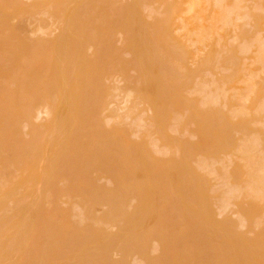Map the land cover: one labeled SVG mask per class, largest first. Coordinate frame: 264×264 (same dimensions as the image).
I'll list each match as a JSON object with an SVG mask.
<instances>
[{"label":"bare ground","instance_id":"6f19581e","mask_svg":"<svg viewBox=\"0 0 264 264\" xmlns=\"http://www.w3.org/2000/svg\"><path fill=\"white\" fill-rule=\"evenodd\" d=\"M56 2H57V4H54V5H56V6H54V5H50V3H49V6H51V8L53 7L54 9H57V8H59V7H62L60 10H61V15L60 16H57L58 14H59V11H57L58 12V14L57 15H54V16H57V18H59L60 17V19H56V20H59L58 22H56V23H61V21H62V18L64 19V23L62 22V24H63V27H62V33L60 32L59 34H63L62 35V38H61V40H63L64 42L65 41H67L66 43L67 44H65L64 46H63V44L64 43H62V42H60V44L62 43V45L59 47V49H56L54 46H51L52 44H51V42L55 39V38H52V36L51 37H49V38H47V40H49L50 38H52L49 42H50V44H49V46H50V48H49V46L47 47V44H48V41H43L44 40V38L42 39L41 38V36H39V38H38V34L35 36L34 35V38L33 39H31V38H28V39H26L27 38V36L28 35H26L25 34V36H26V38H25V36H24V38L23 39H21L23 36L22 35H20L19 36V38L20 39H18L17 37H15V36H13V34L14 33H16V35L18 34H20L18 31H20L21 29V27L23 26V30H27V29H24V28H26V27H24L25 26V24H23V22L24 23H26V21H28V20H24L23 22H21L22 21V19H21V17L23 16V14H24V16L22 17L23 19H26L27 18V16H25V15H27V13L25 14L24 12H22L23 11V8H22V5L24 4V5H26L25 3H20L19 2V0H0V36H1V34L3 33V34H7V35H9V34H11V38L9 37L8 38V36L7 35H4L5 37H7V38H1L0 37V46L2 45V44H6L4 47H8V50L6 51L5 49V53H6V55H5V57H6V59H0L1 61H0V264H19L18 263V261L20 260V263L21 264H24V263H26L25 262V260L27 261V263L26 264H33V263H35V264H60L58 261H61V260H63V262H64V259L66 258V257H68V256H70V257H72L73 256V259H75L74 257H79V259H81V258H83L84 257V255H87L88 253H89V250H91L90 251V255H93L92 256V261L93 262H95L96 264H98L99 263V259L97 258V256L100 254V253H103V252H107V251H109L110 249H113V248H115V250H117L121 245H122V243H125L129 238H131L132 237V240H134L135 238L133 237V236H136V235H141V237L143 238V236H142V234H144V236H146L147 234L146 233H150V235H152V237H154L155 236V238L157 239V237H156V234L155 233H152L153 231H152V224H149L148 223V220L146 219L147 218V216H149V213H150V211H149V208H151V209H153V208H155V202H154V197L152 196V194H151V192L149 191V189H148V184H147V178H146V175H145V173H144V171L143 170H141L140 168H139V166H140V161H142L143 159H144V161L146 160V163H150V160H148V159H151V161H152V164H150V165H152L151 167H150V165L148 166V168L147 169H149V167L150 168H152V167H154L155 166V168L156 169H159V170H161V168H162V164H156L155 163V159H154V157L152 156V155H150V152L148 153L146 150H140V151H138L136 154H134V156H132V159L131 158H125L122 154H120L121 152L120 151H123L124 149H126V147H127V145H123V146H120L121 144H123V143H121L120 141V153L119 152H116L115 150V148L113 147V140H111V139H109V138H115V136H120L121 134H123L124 132H126L127 130L126 129H124V128H121V127H124V126H121L120 128L121 129H119V127H118V123H120V125H121V123H122V121L120 120L122 117H118V116H122V115H120V113H117V117H115V115L113 116V118H115V120L116 119H118L119 118V121L120 122H116L117 123V126H116V123H115V126H114V123H113V118H111L113 121L111 122V123H113V125H111L110 127H108V128H106L105 129V127L104 126H108V125H106V124H104V123H106V122H104V123H102V118L100 119V122H98L99 124H98V128H101L100 129V131L98 130V131H94V130H96V129H98V128H95L96 126H97V119L99 120V118L101 117V116H98V118L95 116V115H99V114H93V113H96L95 111H96V109H97V106L99 107V106H101V105H99L101 102H99V103H95V101L94 100H96L97 102H98V99L97 98H95V97H99V96H96V95H100L101 96V94H103L102 93V91H100L101 90V87L102 86H104L103 85V81H101L100 79H102L103 78V80L105 79V77H104V75H103V77L101 78V74H100V72L98 73V75H99V79L97 78V79H95L94 78V74H95V76H97V72H98V70L100 69L99 67V69L95 72V70L93 71V73H91L92 72V69H93V67H94V69H95V66H97V63L99 64V65H101L102 66V64L104 63V65H106L105 64V62H107L108 61V64H110L111 63V67H112V63L113 62H110L111 61V59H105L106 61H101L102 59H99L101 62H103L102 64L100 63V62H96V63H94L95 61H97L98 59H96V60H92L93 59V54L90 56V55H88L89 57H92V59H86L85 58V60H83V61H80V60H78V59H76L75 58V51L78 53V48H80V47H82V44L85 42V44H86V40H89L88 42H91V35L92 34H94V38H97L96 37V32H98L97 34H100L101 33V31H100V33H99V29H101L102 30V28H97V27H101L102 25V23L100 22V23H98V24H100V25H98V24H96V26L94 27L92 24L96 21V22H98L99 20L98 19H100V18H98L97 17V15H96V17H97V19H96V17H93V18H91V19H88V20H91L90 22H91V24H90V22H87L88 20H87V18H88V16L89 15H86V14H90L89 12H86V11H88V9H87V7L86 6H88L89 4H91L92 5V11H90V12H94V8L95 7H97L98 6V3L100 4V1L101 0H79V2H77V5H76V1L75 0H65L66 2H69L68 4H67V6H65V9L62 11V9H63V4H65V1L64 0H61V2L63 3V1H64V3L63 4H61L60 3V0H55ZM95 1V3H96V1H97V5L96 4H94L95 6H93V2ZM99 1V2H98ZM110 1V0H109ZM139 1H143V0H139ZM147 1H150V0H145L144 2H147ZM152 1V0H151ZM155 1V0H154ZM166 1H173V0H164V1H162V2H164V3H166ZM215 1V0H214ZM222 1V0H221ZM227 2V5H224V6H226L225 8H223L224 6H221L222 8H219L220 7V4L221 3H219V6H218V8L219 9H222V10H220V12L222 11L223 13L222 14H219L220 16H219V18L222 16V20L223 19H225V17H227L226 18V20H228L229 18H230V13L229 12H232L233 10H232V8L234 9V5H236L237 3H234V2H238L239 0H226ZM243 1V0H242ZM51 2V1H50ZM55 2V3H56ZM104 1H101V5H102V3H103ZM108 2V1H107ZM113 2H114V0H113ZM119 2H123V1H119ZM118 2V4H119V8H121L122 9V5L120 4ZM136 2H138V0L136 1ZM143 2V3H144ZM217 2H220V0L219 1H216V3ZM247 2V1H246ZM260 2H261V0H260ZM48 2H46V4H47ZM52 3H54V1L52 2ZM59 3L62 5H59ZM130 3V2H129ZM139 4H140V2H138ZM137 3V4H138ZM148 3V2H147ZM146 3V4H147ZM163 3V4H164ZM170 3V2H169ZM173 3V2H172ZM194 3V2H193ZM197 3V2H196ZM223 3V2H222ZM234 3V4H233ZM241 3V2H240ZM110 4H112V7H113V3H110ZM110 4H107V7H109V11H112V9L114 8H112L111 10H110ZM116 5H117V3H115ZM114 4V5H115ZM126 4V3H125ZM127 4H128V2H127ZM149 4V3H148ZM147 4V5H148ZM176 4V3H175ZM195 4V3H194ZM239 4V3H238ZM249 4V3H248ZM29 5V4H28ZM33 5H35V4H33ZM105 5V4H104ZM109 5V6H108ZM115 5V6H116ZM131 5V4H130ZM147 5H143L142 4V9H141V7H140V5H139V7H140V9L141 10H143V6L144 7H146ZM152 5V4H151ZM151 5H149V6H151ZM158 4H156V6H157ZM172 5V4H171ZM177 5V4H176ZM179 5V4H178ZM177 5V6H178ZM215 5V4H214ZM49 6L47 7V5H46V7L47 8H49ZM121 6V7H120ZM128 6V5H127ZM153 6V5H152ZM173 7H174V5H172ZM172 6H170V7H172ZM176 6V7H177ZM192 6V5H191ZM251 6V5H250ZM90 7V6H89ZM88 7V8H89ZM106 7V8H107ZM137 7V6H136ZM170 7H169V9H170ZM175 7V8H176ZM178 7H180V6H178ZM178 7L176 8L177 10H178ZM228 7V8H227ZM231 7V8H230ZM235 7H237V5L235 6ZM31 10L34 8H31V7H29ZM52 8V9H53ZM85 8H86V11H85ZM104 8H105V6H104ZM105 8V9H106ZM118 9V5H117V7H115L114 9H115V12H113V18H116V14L114 15V13H116L117 11L119 12L121 9ZM149 8H153V7H149ZM174 8V9H175ZM181 8V7H180ZM195 8V7H194ZM193 8V9H194ZM41 9V8H40ZM50 9V8H49ZM91 8H89V10H90ZM96 10L97 9H99V8H95ZM135 9V8H134ZM175 9V10H176ZM38 10V9H37ZM46 10V9H45ZM229 10V11H228ZM230 10H232V11H230ZM237 10H239V9H237ZM255 10V9H254ZM261 10H264V8L262 7L261 8ZM261 10H258V11H260L259 13H250V15H249V17L250 16H253V18L256 20V23L259 25V26H264V15L261 13ZM43 11V10H42ZM108 11V15H107V17H109V16H111V12H109ZM131 11V10H130ZM134 11V10H133ZM132 11V12H133ZM153 11H155V9L153 10ZM152 11V12H153ZM157 11V10H156ZM41 12V11H40ZM43 12H46V11H43ZM51 12V11H50ZM122 12H125L124 11V9H123V11ZM135 12H136V10H135ZM172 12V11H171ZM179 12V14H180V10L178 11ZM257 12V11H256ZM38 12H35L34 14L36 15ZM51 13H55V12H51ZM98 13H100L101 14V10L99 11V12H97L96 14H98ZM109 13H111L110 15H109ZM127 13V12H126ZM142 13V12H141ZM158 13V12H157ZM227 13H229V14H227ZM263 13H264V11H263ZM33 14V15H34ZM47 14H48V12H47ZM50 14V13H49ZM118 14H121V13H118ZM154 14V21L152 20L151 22V24H153V22L156 24V19L155 18H157L155 15V13H152V15ZM185 14V13H184ZM29 15V14H28ZM32 14H31V17L33 16ZM34 15V16H35ZM39 15V14H38ZM38 15H37V18H38ZM43 15V14H42ZM41 15V16H42ZM46 15V13H44V16ZM51 15V14H50ZM49 15V16H50ZM87 17H86V16ZM124 15V14H123ZM218 15V14H217ZM34 16H33V18H34ZM40 16V15H39ZM41 16L39 17L40 18V20H42V18H41ZM43 16V17H44ZM49 16H47V17H49ZM61 16H62V18H61ZM101 16H104V14L103 15H99V17H101ZM106 16V15H105ZM112 16L111 17H109V18H111L112 19ZM223 16H224V18H223ZM229 16V17H228ZM52 17H53V15H52ZM91 17V15L89 16V18ZM107 17H104V18H106L107 19ZM119 17H120V15H119ZM122 17V16H121ZM120 17V18H121ZM162 17H163V15H162ZM167 17V16H166ZM168 17L170 18V15H168ZM168 17L166 18V19H168ZM237 17V16H236ZM30 18V15H29V17L27 18V19H29ZM32 18V19H33ZM37 18H35V19H37ZM55 18V17H54ZM84 18H86V19H84ZM160 18H161V16H160ZM218 18V17H217ZM216 18V19H217ZM12 19H17L16 20V22H15V24H14V26H9V22H11L12 21ZM45 19V20H44ZM43 19V23H45L46 21H48V19L47 18H44ZM50 19V18H49ZM92 19H94L95 21L93 22L92 21ZM117 19H119L118 18V16H117V18H116V20L115 21H118ZM164 19L165 18H163L162 20H163V22L165 23H163V29L161 28L162 26H160V25H158V27L159 28H161V29H159V33H162V35L166 32V23L168 22V21H166V19H165V21H164ZM214 19V18H213ZM236 19V18H235ZM40 20H36V21H39V23L38 24H40L41 22H40ZM101 20H102V18H101ZM110 20V19H109ZM114 20V19H113ZM112 20V23L114 22ZM218 20V19H217ZM216 20V21H217ZM221 20V19H220ZM231 20V19H230ZM20 21V22H19ZM33 21V20H32ZM35 21V22H36ZM45 21V22H44ZM86 21V26H84V22ZM106 20L104 19V25H105V23L107 22H105ZM120 21V20H119ZM122 21V20H121ZM120 21V22H121ZM131 21V20H130ZM170 21H171V19H170ZM219 21V20H218ZM29 22H30V19H29ZM49 22V24H52L53 25V23H50V20L48 21ZM52 22V21H51ZM119 22V23H120ZM220 22V21H219ZM226 22H228V21H226ZM233 22H235L234 21V19H233ZM31 23V22H30ZM33 23H34V21H33ZM37 23H35V24H37ZM124 23V22H123ZM122 23V24H123ZM157 23H158V20H157ZM218 23V22H217ZM220 23H222V22H220ZM229 23V22H228ZM28 24V22L26 23V25ZM37 24V25H38ZM42 24V23H41ZM90 24V25H89ZM107 24L109 25V22H107ZM110 24H111V21H110ZM114 24L115 23H113V25L112 26H114ZM132 24V23H131ZM154 24V25H155ZM233 24V23H232ZM43 25V24H42ZM48 25V24H47ZM58 25V24H57ZM91 25L93 26L92 28H90L91 27ZM125 25V24H124ZM123 25V26H124ZM128 25V24H127ZM153 25V26H154ZM157 25V24H156ZM170 25V24H169ZM229 25H230V23H229ZM249 25V24H248ZM35 26V25H34ZM50 26V25H49ZM60 26V25H59ZM79 26H81V28L83 27L84 28V30H83V28H82V30H81V32H80V29L81 28H78ZM87 26H89V27H87ZM111 26V25H110ZM119 26L121 27V25L119 24ZM222 26H224L223 24H222ZM226 26V25H225ZM33 27V26H32ZM50 27H52V26H50ZM49 27V29L50 30H52L51 28ZM54 27V26H53ZM57 26H55L54 28H56ZM60 27V28H61ZM85 27H87V29L85 28ZM107 29H108V26H105ZM118 27V26H117ZM119 27V28H120ZM155 27V26H154ZM165 27V28H164ZM250 27H252V26H250ZM28 28H29V25H28ZM37 29H39L40 30V28L39 27H36ZM41 28H42V26H41ZM45 28V26L43 27V29ZM46 28H48V26H46ZM110 28V30H111V27H109ZM125 28H127V27H125ZM174 28V27H173ZM243 28V27H242ZM241 28V29H242ZM30 29V28H29ZM27 30V32L29 31H31L32 32V29L31 30ZM57 29V28H56ZM98 29V30H97ZM114 29H115V27H114ZM121 29V28H120ZM124 29V28H123ZM151 29V30H150ZM155 29L156 28H154L153 29V27H151V28H149V30L151 31L150 32V34H151V36L154 34V36H155V34L157 33L156 31H157V29H156V31H155ZM240 28H239V33L241 32L240 30H241ZM23 30H21L22 32H23ZM33 30H35L34 29V27H33ZM39 30H37V31H39ZM48 30V29H47ZM54 30V29H53ZM89 30V31H88ZM95 30V31H94ZM109 30V31H110ZM137 30V29H136ZM152 30H154V32L152 31ZM163 30V31H162ZM164 30H165V32H164ZM250 30V29H249ZM20 31V32H21ZM41 31H42V29H41ZM45 31V30H44ZM86 31H88V32H86ZM107 31V30H106ZM121 31H122V29H121ZM124 31V30H123ZM161 31V32H160ZM2 32V33H1ZM5 32V33H4ZM26 32V33H27ZM30 32V33H31ZM35 32V31H34ZM51 32V31H50ZM53 32V31H52ZM52 32H51V35H52ZM76 32H78V34H81V33H83V34H81L82 35V37H84L83 39H84V42H82V39H81V36H79L80 37V41H76L77 39H73L72 40V34L74 35ZM85 32V33H84ZM117 32V34L119 33V31H116ZM124 32H126V30L124 31ZM128 32V31H127ZM132 32V33H131ZM129 34H131V35H135L133 32L134 31H131ZM138 32H140V31H138ZM153 32V33H152ZM156 32V33H155ZM24 33H25V31H24ZM24 33H23V35H24ZM29 33V34H30ZM36 33V32H35ZM41 33V32H40ZM42 33H48V31L46 32H43L42 31ZM108 33L109 32H107V35H108ZM110 33H111V35L113 34V32H111L110 31ZM115 33V32H114ZM128 33H126L125 34V37H126V35L128 34ZM2 34V35H3ZM22 34V33H21ZM32 34H33V32H32ZM78 34L76 33L75 35L76 36H78ZM124 34V33H123ZM128 34V35H129ZM139 34V33H138ZM141 35L139 36V37H141L142 39H146V37H143L144 35H142V33H140ZM238 34V33H237ZM41 35V34H40ZM44 35V34H43ZM48 35V34H47ZM106 35V36H107ZM116 35V34H115ZM122 35V34H121ZM136 35H137V31H136ZM135 35V36H136ZM12 36H13V38H12ZM30 36V35H29ZM46 36V35H45ZM49 36V35H48ZM55 36V35H54ZM60 37H61V35H59ZM71 36V41H70V39H68L69 37ZM104 36V35H103ZM119 36V35H118ZM134 36V37H135ZM157 36H159V35H157ZM3 37V36H2ZM30 37H32V36H30ZM38 38V40L37 41H35L36 40V38ZM44 37V36H43ZM93 37H92V44H90L89 45V43L87 42V45L90 47L91 45H94L93 43L95 42L96 43V46L97 45H99V46H102V44L100 45L98 42H100V43H103L102 41H100L101 39H102V37L101 38H97L99 41L98 42H96V39L94 40L93 39ZM98 37H99V35H98ZM113 36H111V38H112ZM130 37H132V36H129L128 38H130ZM138 37V36H137ZM136 37V38H137ZM165 37V36H164ZM15 38H17V39H15ZM41 38V39H40ZM85 38H86V40H85ZM89 38V39H88ZM107 38H108V36H107ZM133 38V37H132ZM152 38V37H151ZM30 39L31 40H33V41H30ZM58 39V38H57ZM122 39H124V36H123V38ZM139 38H137V41L135 40V39H129V42L130 41H132L133 43H129V42H127V43H129L128 45L130 46V47H128L127 49H130V48H132L133 50H134V52L132 53V54H135L136 55V57H133V58H135V60H132L133 58H131V60H132V63H131V65L132 66H130L129 65V62H131V61H129L127 58L129 57L128 55V53L129 52H122L123 51V49L121 50V52L120 53H118V54H120L121 55V53L123 54V53H125V54H127L125 57H126V59L128 60V61H126V64H127V66H130V71H128V72H130V73H128L127 71H125L126 69H124L123 68V64H125V62H123V64L121 65V63H119L120 64V66L123 68V71H125L126 72V74H129V76L130 75H133V73H134V71H133V69L134 70H136L138 73H137V76L139 75V71H141L140 73L142 74L139 78H140V80H141V83L142 84H139L140 83V80H139V78H138V80L136 79L135 80V82H134V79H135V77L133 76H128L129 77V79L130 80H128V78H127V76H123L122 74H124L125 72H120L121 71V69H120V67L119 66H114L115 68H117V70H116V74L118 73L117 71H119V73H120V76L122 75L123 76V78H127V80L126 79H122V80H124V82H129L128 83V85H130V83L132 82L131 80H133V82L132 83H134L133 85H135V83L136 82H138V83H136V86L133 88V86H132V83H131V85H130V88H131V86H132V88L134 89V91H132L130 88H129V90H130V92H126L127 94H130V96H128L129 97V99L130 98H133L134 97V95L136 96V94L138 95V94H143V96L142 95H140V96H142V98H141V100H140V98H139V100L140 101H142V99L143 100H145V97L147 96V95H145V97H144V94H148L146 91H145V87H147V86H156L154 89H156V90H158V87H159V81H161V83H160V85H166V86H171L172 85V83H171V85L169 84V85H167L168 84V82H167V84H162L164 81H166L167 79H166V77L168 78V80L169 79H171V80H174L173 78H171V76H172V74H173V72H174V70H172L173 69V67L171 68H169V66L167 67V69L166 68H164L165 69V71L167 70H169L168 72L166 71H163V69H161L163 72H164V75H166L165 73H168L166 76H164V75H162V77H164V78H162L160 75H158V74H161L160 73V71H159V69L160 68H162V67H160V68H157V67H155V63L153 62V61H155V60H150L149 61V65L150 66H146L147 65V63H146V61H148V59H147V57H148V55L147 54H150V52H148V47H149V41L148 42H146V41H144V43L142 44L141 42H139V41H141V39L140 40H138ZM163 40L162 41V45H163V43L164 44H166V43H168L167 41H169L170 43L172 42L171 40H169V38L167 39V36L165 37V38H162V36L160 35V38L157 40L158 42H160L159 40ZM241 39V38H240ZM242 39H244L243 38V36H242ZM241 39V40H242ZM254 39V38H253ZM257 39V38H256ZM39 40H41V41H39ZM60 40V38H59V41H61ZM94 40V41H93ZM109 40H111V39H108V41L107 42H105L106 44L107 43H109ZM118 40V39H117ZM125 40V39H124ZM128 40V39H127ZM153 40V39H152ZM166 40V43L164 42ZM43 41V42H42ZM123 42V40H120V43H122ZM198 41V40H197ZM196 41V42H197ZM254 41V40H253ZM75 42H77V43H75ZM139 42V43H138ZM145 42H146V44H145ZM174 42V41H173ZM255 42H257V41H255ZM112 43H113V40H112ZM110 44V48L112 49V47L114 46L113 44ZM119 43V47L117 46V47H115V49H118V48H120L121 47V44ZM259 44H261V42H258ZM77 44H80V47H78V45ZM116 44H118V42L116 43ZM116 44H115V46H116ZM251 44V43H250ZM57 45H58V43H57ZM84 45V44H83ZM111 45H113L112 47H111ZM145 45L146 46H148V47H146V49L147 50H145L144 51V47H145ZM168 45V44H167ZM232 45V44H231ZM246 45V44H245ZM249 45V44H248ZM253 45V44H252ZM95 45L94 46H92V48L94 49V47H96ZM107 46V45H106ZM105 46V47H106ZM175 47V46H177L176 45V43H175V45H174V43H173V45L171 44V45H169L168 47ZM227 46H230V45H227ZM239 46H241V45H239ZM251 46V45H250ZM250 46H247L248 48L250 47ZM256 46V45H255ZM51 47L53 48V50L51 49ZM85 47L87 48V46L85 45ZM84 47V48H85ZM164 47V46H163ZM169 48L170 49V53L172 52V55L175 53V52H173V51H176V50H178L179 49V51L181 52L182 50H180V46H177L176 47V50H172V49H175L174 47L173 48ZM180 47V48H179ZM241 47H243V46H241ZM241 47H239V49L241 48ZM258 47H259V45H258ZM262 47V46H261ZM261 47H259V48H261ZM1 48V47H0ZM46 48H49L48 49V52H50V54H49V56L50 57H45L44 55H45V53L46 52H44V50H47ZM58 48V47H57ZM91 48V47H90ZM97 48V47H96ZM100 48V47H99ZM98 48V51L99 50H101V48L99 49ZM103 48H104V46H103ZM103 48H102V50H103ZM110 48H109V45H108V48H104V49H106V51L105 52H107L108 50L109 51H111L110 50ZM122 48H123V46H122ZM221 48V47H220ZM220 48L218 49V50H220ZM224 48V47H223ZM237 48V47H236ZM253 48V47H252ZM256 48V47H255ZM93 49H92V51H93ZM121 49V48H120ZM132 49H130V51L132 50ZM158 49H160V48H158ZM182 49V48H181ZM225 49V48H224ZM227 49V48H226ZM244 49H245V46H244ZM262 49V48H261ZM260 49V50H261ZM51 50V51H50ZM87 51H88V49H86ZM95 50V49H94ZM97 50V49H96ZM102 50L101 51H99V53H101L102 52ZM113 50L114 49H112V52H113ZM152 50H154V49H152ZM164 51L165 50H167V49H163ZM223 49H221V51H222ZM231 50V49H230ZM229 49H228V53H231V51H230ZM243 52H244V50L243 49H241ZM240 50V51H241ZM246 50H248V49H246ZM245 50V51H246ZM258 49L256 48V51H257ZM91 51V52H92ZM109 51L107 52V53H109ZM116 51L117 50H115V52H111L112 53V55L114 56L115 55V53H116ZM125 51V50H124ZM155 51V50H154ZM156 51H157V48H156ZM156 51H155V53H156ZM217 51V50H216ZM216 51H215V53H216ZM240 51H238V49L236 50V53L238 54H240ZM241 51V52H242ZM254 51V50H253ZM4 52V51H3ZM44 52V54L42 55V53ZM91 52H86V54H90ZM94 52H97V51H94ZM158 52V51H157ZM160 52H161V50H160ZM166 52V51H165ZM169 52V51H168ZM180 52L178 53L177 52V54H178V57H179V55L180 56H182L183 55V57L185 56V58H186V55H187V52L186 51H183V54L181 53L180 54ZM184 52H185V54H184ZM260 52V51H259ZM2 53V52H1ZM4 53V54H5ZM83 53V52H82ZM98 53V54H99ZM103 53V52H102ZM106 53V56L108 57V58H112V57H109L108 56V54ZM222 53V52H221ZM226 53H227V50H226ZM48 54H46L47 56H48ZM124 54V55H125ZM152 54H153V52H152ZM168 54V53H167ZM234 54H235V52H234ZM2 55V54H1ZM41 55H42V57H41ZM97 55V54H96ZM95 55V57H97V58H99L100 56H102V55H99V56H96ZM111 55V56H112ZM119 55V57H120V59H121V57L122 56H124V55H122V56H120ZM134 55V56H135ZM154 55V54H153ZM4 56V55H3ZM43 56L45 57V58H43ZM150 56V55H149ZM168 56H169V54H168ZM171 56V55H170ZM173 56H175L176 57V54H174ZM225 56V58H226V54L224 55ZM232 56V55H231ZM260 56H262L261 55V52H260V55L258 56V57H260ZM5 57H3V58H5ZM39 57H41V58H39ZM78 57V56H77ZM85 57V56H84ZM151 58H153L152 56H150ZM174 57V60H176V58ZM182 57V58H183ZM0 58H2V56H0ZM47 58V60L45 61V60H43V59H46ZM101 58V57H100ZM155 59H156V57H154ZM162 58V57H161ZM185 58H183V59H181L180 57L178 58V59H181L182 61L185 59ZM212 58H213V56H212ZM224 58V57H223ZM234 58H235V61H233V63H232V67L234 68L233 70L231 69V68H224V67H222V70H221V68L220 67H218L217 66V68H215L216 67V65L214 66V68H215V70H217L218 68V70H219V72H227V70L228 71H230L228 74H226V75H224V77H223V79H221L222 80V82H220V83H218V80L216 81L215 79V81H216V84H218V85H216V84H214L213 85V82L211 83L214 87V89L212 88V90L214 91V93L213 92H210L211 91V89H210V87L209 86H204L203 88L201 87V86H203L204 85V83H207L203 78L201 79V80H203V82L204 83H201L200 81H197L198 82V85H201L200 87L197 85V83H196V80H195V83H194V81H192V87H194L195 85V87L193 88V90L196 88V90H194L197 94L198 93H200L201 94V92L203 93H206L205 92V90L204 91H201V90H203V89H206V87H208V90L210 89V91H208L206 94H209V92H210V95H203L204 97H205V99H203L204 97H202L201 98V100H199L200 102H201V104L200 105H202L201 107L202 108H204L205 107V103L207 104V109H208V107L210 106V105H212L213 103H215V99H212V97H210L209 98V100H208V96H213V98H217L218 99V97H219V95H218V97H217V94H220V96L222 95V93H223V95L226 93L225 91L227 90V88L230 90V88L232 87V85L233 84H235L236 83V81L238 80V77H239V72H240V68H239V66H238V63L236 62V60L238 59V61H239V58L235 55V57H233L232 56V59L234 60ZM38 59H42V61L43 62H41V61H39ZM115 59V58H114ZM119 58H116L115 60H113V61H116V60H118ZM125 59V60H126ZM147 59V60H146ZM164 59V58H163ZM169 59H170V57H169ZM209 59L210 58H208V60L206 59L205 61V64L207 63H209ZM214 59V58H213ZM217 59V58H216ZM216 59H214V60H216ZM229 59V58H228ZM231 59V58H230ZM243 59V58H242ZM256 59V58H255ZM261 59H263V58H261ZM260 58L258 59L257 58V61L258 62H260V61H262ZM93 62H92V61ZM122 60V59H121ZM124 60V61H125ZM146 60V61H145ZM212 60V59H211ZM210 60V61H211ZM213 60V61H214ZM123 61V60H122ZM217 61H218V59H217ZM150 62H151V64H150ZM156 62V61H155ZM161 62H163L162 60H161ZM164 62H166V61H164ZM163 62V63H164ZM169 62V61H168ZM176 62H179V61H176ZM184 62H185V60H184ZM187 62V61H186ZM203 62V61H202ZM230 62V61H229ZM257 62V63H258ZM118 62H116V64H117ZM157 63H159L158 62V59H157ZM183 63V62H182ZM211 63H212V61H211ZM214 64H216V61H214L213 62ZM212 63V64H213ZM241 63V62H240ZM107 64V68L105 67V66H102L103 68H106V69H108V67H109V65ZM115 64V65H116ZM134 64H136L137 65V67H136V65H134ZM160 64V63H159ZM158 64V65H159ZM171 64V63H170ZM173 65H175L176 64V66H177V64L178 63H172ZM206 64V65H207ZM230 64V63H229ZM134 65V66H133ZM161 65H162V63H161ZM169 65V64H168ZM182 65H184V64H182ZM250 65V64H249ZM262 62H261V67H262ZM125 66V65H124ZM165 66V65H164ZM131 67H133L132 69H131ZM136 69H135V68ZM184 67H186L185 65H184ZM260 67V68H261ZM102 68V69H103ZM113 68V67H112ZM111 68V69H112ZM115 68H114V70H113V72L115 71ZM177 68H179V66H177ZM182 69H183V67H181ZM181 68L179 69V70H181ZM225 69V71H224V69ZM110 69V71H112ZM119 69V70H118ZM155 69H156V71H155ZM227 69V70H226ZM105 70V69H104ZM103 70V71H104ZM171 70V71H170ZM185 70H187V69H183L182 71L184 72ZM243 70V69H242ZM103 71H101V73L103 72ZM108 71V70H107ZM107 71H105V72H107ZM131 71H133V72H131ZM161 71V72H162ZM95 72V73H94ZM163 72H162V74H163ZM171 72H172V74H171ZM178 71H176V72H174V74L175 75H177L176 73H177ZM186 72H188V70L186 71ZM185 72V73H186ZM197 72H199V71H197ZM243 72V71H242ZM104 73V72H103ZM132 73V74H131ZM46 74V75H45ZM47 74H49V75H47ZM93 74V75H92ZM110 73L108 72V75H109ZM115 74V73H114ZM181 74V73H180ZM210 74V73H209ZM171 75V76H170ZM197 75V74H196ZM196 75H195V77H196ZM48 76V77H47ZM119 76V77H120ZM159 76V77H158ZM188 76V75H187ZM204 76V73H203V75H202V77ZM108 77V76H107ZM110 77V76H109ZM176 77H178V78H176L177 80H179V73H178V75L176 76ZM194 77V78H195ZM206 77V76H205ZM204 77V78H205ZM210 77H211V74H210ZM164 80H162V79ZM189 78H190V76H189ZM189 78H186V83H188L189 81H187V79H189ZM199 78V77H198ZM94 79H95V81H94ZM108 79V78H107ZM107 79H105L106 81H104V82H107L108 80ZM160 79V80H159ZM191 79V78H190ZM212 79V78H211ZM263 79V78H262ZM126 80V81H125ZM159 80V81H158ZM167 80V81H168ZM176 80V82L177 83H179V81H177ZM220 80V79H219ZM220 80V81H221ZM257 80V79H256ZM209 81V80H208ZM254 81V80H253ZM258 81V80H257ZM259 81L260 82H254V84H256L257 85V88L254 90L253 88V92L251 93V94H254V96L253 95H251V96H253L251 99H252V101H251V103H250V106H248V109H245V108H242L241 107V109H239V112L240 113H235L237 116L236 117H239L238 116V114H245L246 115V113H247V115L249 116V114L251 115L250 117L252 118V123L255 121H257V122H259V123H262V122H260L261 120L263 121L264 120V118H262L261 120H259V115L260 114H262V110H264V105H261V104H259L258 105V103H259V101H261V100H259V94H264V79L261 81L260 79H259ZM98 82H100V83H102L100 86L101 87H98V88H92V86L91 85H94V86H99L97 83ZM109 82H110V80H109ZM174 82V81H173ZM181 82V81H180ZM240 81H237V83H239ZM96 85H95V84ZM99 83V84H100ZM144 83H146V84H144ZM201 83V84H200ZM215 83V82H214ZM109 84V83H108ZM111 84V83H110ZM115 84V83H114ZM126 84V83H125ZM139 84V86H137ZM107 85V84H106ZM117 85V84H116ZM147 85V86H146ZM208 85V84H207ZM210 85V84H209ZM211 85V86H212ZM253 85V84H252ZM113 86V85H112ZM225 86H227V88H225ZM251 86V85H250ZM107 87V86H106ZM116 87H118V86H116ZM115 87V88H116ZM128 87V86H127ZM162 87V88H161ZM197 87H198V90H200V88H201V90L200 91H198L197 90ZM248 87V86H247ZM108 88V87H107ZM109 88H110V91H111V87H110V85H109ZM109 88H108V90H109ZM114 88V87H113ZM119 88V87H118ZM160 88L161 89H159L158 91L160 92L161 90H163L164 88H163V86H160ZM166 88V87H165ZM183 87H182V85H181V89H182ZM102 89H103V87H102ZM125 89H128V88H125ZM187 89V88H186ZM248 89V91H249V88H247ZM98 92H97V91ZM118 90V89H117ZM192 90V92H193V94L195 93L194 91ZM207 90V89H206ZM229 90H227L228 92H229ZM233 90V89H232ZM116 91V90H115ZM132 91V92H131ZM157 91V93H155V95L156 94H160L159 92ZM165 92L167 91V89H165L164 90ZM163 91V93H161V94H164V95H162V96H164V98H168L169 99V93L168 92H164ZM183 91V90H182ZM198 91V92H197ZM238 91V90H237ZM241 91V90H240ZM100 92V93H99ZM104 92V91H103ZM112 92V91H111ZM183 92H185V91H183ZM106 93H107V91H106ZM211 93H212V95H211ZM81 94H82V96H85V97H81ZM93 94V96L92 97H94L95 99H93L92 97H90L91 95ZM105 94V93H104ZM124 94V93H123ZM127 94H125V96H126V100L128 99V97H127ZM131 94H133V96L131 95ZM160 94V95H161ZM166 94H168V95H166ZM189 94V93H188ZM188 94H186V95H188ZM213 94H216V95H213ZM227 94V93H226ZM225 94V95H226ZM250 94V93H249ZM95 95V96H94ZM112 95V94H111ZM113 95L114 96H118V95H115L114 93H113ZM111 96V97H113L112 99H116L114 96ZM165 95L167 96V97H165ZM171 95V94H170ZM190 95V94H189ZM239 95V94H238ZM125 96H124V98L123 99H125ZM132 96V97H131ZM139 96V97H140ZM149 96H151V95H148V97ZM159 96V95H158ZM157 95L155 96V97H158ZM207 96V97H206ZM248 96V95H247ZM264 96V95H263ZM108 97V96H107ZM106 97V98H107ZM138 97V96H137ZM148 97H146V100H148ZM152 97H154V95L152 96ZM171 97V96H170ZM182 98V99H180L181 101L183 100V99H185V98H183L182 96H180L179 95V98ZM225 97V96H224ZM243 97V96H242ZM90 98V99H89ZM103 98V97H102ZM109 99H110V97H108ZM107 98V99H108ZM136 97H134L132 100H131V102H133V103H131V106L133 107V109H134V105H135V102L134 101H136V99H135ZM159 98V100L161 101V98L160 97H158ZM221 98V97H220ZM232 98H233V94L231 95H228L227 97H225V99H223L222 101H224V105H223V107L225 106V104L227 103L228 105H229V107H231V105L232 104H234V103H232ZM244 98V97H243ZM260 98H261V96H260ZM105 99V98H104ZM107 99H105L106 100V103L103 101V100H100V98H99V101H102L103 103H105L106 105H107ZM128 99V100H129ZM150 99V98H149ZM157 100L158 101V99H155V98H152V100ZM172 99V98H171ZM216 99V100H217ZM91 100H93L91 103L92 104H90L89 105V103H90V101ZM111 100V99H110ZM137 100H138V98H137ZM144 101V104H145V102H147V101ZM151 100V99H150ZM153 100V101H154ZM162 100H164V99H162ZM174 100V99H173ZM180 100L178 101L179 103H180ZM188 100V99H187ZM186 99H185V101H187ZM205 100L207 101V102H205ZM262 100H263V98H262ZM112 101V100H111ZM140 101H138L139 102V104H140ZM149 101V100H148ZM159 101V103L161 104V103H163L162 105H164L165 106V104H164V102H160ZM169 101V100H168ZM168 101H167V104H168ZM202 101H204V102H202ZM209 101V102H208ZM226 101V102H225ZM246 101V100H245ZM244 101V102H245ZM257 101H258V103H257ZM94 102V103H93ZM128 102V101H127ZM149 102H151V105H152V108L153 109H155L156 110V112H154V113H157L156 114V116H155V118H154V116H153V118L155 119V121H156V119H158V123L160 124V125H158L157 127H159V126H161V127H159V128H161L162 129V131H161V129H157V132H159V131H161V133L162 132H164V130H163V124L164 123H166L165 122V120H166V115H167V112L164 110L165 108H167L166 106L163 108V106L161 105V106H157V103L156 104H154V102H152V101H149ZM148 102V103H149ZM189 102V100L186 102V103H188ZM193 102V103H192ZM199 102V103H200ZM212 104H211V103ZM218 103H219V99H218V101H217ZM216 102V103H217ZM130 103V102H129ZM147 103V104H148ZM178 103V104H179ZM198 103V102H197ZM204 103V104H203ZM208 103H210L209 105H208ZM217 103V104H218ZM242 103V102H241ZM248 103V102H247ZM260 103H263L264 104V101H262V102H260ZM39 104H42V106H43V108H46V110L48 111V115H49V117H47L48 118V121H47V124H45V126L46 127H48L49 128V133H47L48 135H46V136H42L41 134H43V132H45L44 131V129L43 130H41V128H40V124H39V126H38V130H40V132H38V130L36 129V128H34V127H31V125H29L28 123V126L29 127H31V128H28V126H27V128L29 129V130H31V132H29V137L28 138H26L25 139V137L26 136H24L23 138H19V127H21V126H23V125H21L20 126V123H25L26 121L28 122V119H30V117L32 116V113H33V110H35V108H37V106L39 107V109H40V106H39ZM146 104V107H148V105ZM173 104V103H172ZM172 104H170V105H172ZM189 104H195L194 103V101L191 99V102H189ZM189 104H187L188 106H189ZM216 104V105H217ZM223 104V103H222ZM238 104V103H237ZM91 105H93V107H94V105L96 106V107H94L93 109H92V107H89V106H91ZM104 105V104H103ZM105 105V106H106ZM130 105V104H129ZM129 105H127V111H128V109H129ZM136 105H137V101H136ZM135 105V106H136ZM150 105V104H149ZM200 105H198V108L200 107ZM129 106V107H128ZM141 106V105H140ZM157 106V107H156ZM176 106V105H175ZM212 106H214V105H212ZM218 106V105H217ZM222 106V105H221ZM245 106V105H244ZM108 107V106H107ZM109 107H110V105H109ZM108 107V108H109ZM143 107V106H142ZM151 107V106H150ZM173 107V105L170 107L169 106V104H168V108H172ZM189 107H191L193 110H194V106H189ZM194 107V108H193ZM200 107V108H201ZM234 107V106H233ZM42 108V109H43ZM96 108V109H95ZM101 108H103V107H101ZM100 108V109H101ZM137 108H139V106L137 107ZM136 108V109H137ZM163 108V109H162ZM180 108V107H179ZM178 108V109H179ZM199 108V109H200ZM202 108H201V110H199V111H201L202 112ZM217 110V112L218 113H224V115H225V112H226V110H225V112L223 111L224 110V108H223V110L221 111V109H218V108H220V107H215ZM222 108V107H221ZM100 109H99V113H100ZM104 109V108H103ZM130 109H132V108H130ZM147 109H149V107L147 108ZM176 109H177V107H176ZM176 109H175V111H172V110H174V109H169V111L171 110L172 112H176ZM190 109V108H189ZM196 110H194L193 112H197V113H200V112H198L197 111V108H195ZM205 109V108H204ZM204 109H203V112H202V116H204L205 115V117L208 115V113L206 112V114H204L205 112H204ZM209 109H211V108H209ZM229 109V108H228ZM231 109V108H230ZM44 111H45V109H43ZM94 110V111H93ZM117 110V109H116ZM121 110V109H120ZM126 110H125V112H126ZM138 110V109H137ZM143 110V109H142ZM141 110V111H142ZM180 110V109H179ZM238 110V109H237ZM103 111V110H102ZM101 111V112H102ZM115 111V110H114ZM118 111V110H117ZM131 111V110H130ZM133 111L134 110H132L131 112L133 113ZM154 111V110H153ZM170 111V112H171ZM181 111V110H180ZM183 111H185V110H183ZM186 111H187V109H186ZM209 111V110H208ZM212 111V110H211ZM38 112H40V110L38 111ZM104 112V111H103ZM112 112H113V110H112ZM111 112V113H112ZM124 112V113H125ZM129 112V111H128ZM127 112V113H128ZM136 112V111H135ZM134 112V113H135ZM143 112V111H142ZM141 112V113H142ZM147 112H150V111H147ZM169 112V113H170ZM189 112V111H188ZM230 112H232L231 110H230ZM234 112H236V111H234ZM238 112V111H237ZM242 112V113H241ZM110 113V112H109ZM115 113V112H114ZM123 113V114H124ZM131 113V114H132ZM150 113H153V112H150ZM154 113H153V115H154ZM211 113V112H210ZM223 113H222V115H223ZM35 114V113H34ZM92 114H93V116H95V118H93V116H92ZM113 114V113H112ZM129 114V113H128ZM177 114V115H176ZM183 114H186V112H184ZM204 114V115H203ZM227 114H228V112H227ZM231 114H233V113H231ZM259 114V115H258ZM263 114H264V112H263ZM31 115V116H30ZM39 115V114H38ZM101 115H103V114H101ZM125 115V114H124ZM130 115V114H129ZM133 115V114H132ZM145 115V112H143V115L142 116H144ZM149 115V114H148ZM195 115V114H194ZM194 115H191L190 114V117H192V116H194ZM199 115V114H198ZM198 115H196L197 117H198ZM213 116H211V117H213L214 118V115L216 116V115H219V114H216V112H215V114H214V112H213V114H212ZM220 116L221 118H219V116L217 117V120H218V118H219V121H224V118H225V116L223 117V116ZM245 115H243L241 118H239V119H241L242 121H243V117L245 116ZM37 115H35V117H36ZM104 116V115H103ZM128 116V115H127ZM126 115L124 116V117H127ZM138 116V115H137ZM172 116H173V113H172ZM178 113H175V116L174 117H176V118H173V119H175L176 121L177 120H179V118H180V120L181 121H177L178 123L177 124H175L176 123V121H175V126L176 127H174V129H172L173 128V124H172V121L170 120L169 122L171 123V124H169L168 126H170L171 125V127L169 128V130L171 129V130H173V135H175V132H176V130H178V124H180L181 122H182V117H184V115L182 116L181 114H180V117L178 118ZM196 116H194V117H196ZM233 116V115H232ZM45 117V118H46ZM65 117H67V118H65ZM109 117V116H108ZM112 117V116H111ZM123 117V119H125ZM130 117V116H129ZM129 117H127V119L129 118ZM138 117H140V119L138 118ZM138 117H136V118H138V120H139V122L140 121H142L141 120V116H140V113H139V116ZM149 118H150V115L148 116ZM193 117V118H194ZM199 117H201V114L199 115ZM229 117V116H228ZM231 117V116H230ZM235 117V118H236ZM247 117V116H246ZM249 117V118H250ZM257 117V118H256ZM261 117V116H260ZM264 117V116H263ZM45 118H43L44 120H45ZM104 118H105V116H104ZM133 118V117H132ZM135 118V117H134ZM135 118V119H136ZM167 118H168V116H167ZM202 118V117H201ZM200 118V119H201ZM222 118H223V120H222ZM232 118V117H231ZM234 118V119H235ZM33 120H34V118H32ZM65 120L64 121V123H62V124H64V129L62 128L61 130H62V134L64 135V141L62 142V144H61V149H60V151L58 152V154H57V156H56V160H55V163L53 164L54 165V167L53 168H49L48 170H47V173H41L42 175H39V173L37 172V170L38 169H40V168H38L39 167V164H38V169H35V167L37 166H34L35 164H37L39 161H40V157L42 156V154L45 152V150L47 149V147L51 144V139H49V137H50V134H51V132H52V129L53 128H55V127H57L58 126V123H60V120ZM96 119V120H95ZM107 120H109V118H106ZM130 120H131V118H129ZM172 119V118H171ZM187 119V118H186ZM189 119V118H188ZM198 121H201L199 118H196ZM215 119V118H214ZM26 120V121H25ZM44 120H42V121H44ZM137 120V119H136ZM136 120H133V121H136ZM189 120H191V119H189ZM240 120V121H241ZM36 120H34V122H35ZM106 121V120H105ZM117 121V120H116ZM125 121V124H126V120H124ZM132 121V120H131ZM130 121V122H131ZM152 121L153 122H155L153 119H152ZM151 121V124H150V121L148 120V121H144V122H141V123H139L141 126H140V128H135L136 130L137 129H140V130H138V134H139V131H141L142 129H144V130H146L145 128H142V124H144L145 122H149L148 124H150V125H153L154 126V124H152L153 122ZM167 121V120H166ZM214 121V120H213ZM219 121H218V124L216 123L215 125L213 124V125H211V126H199L198 127V129H200V131L198 130V132H202V131H205L206 129L208 130V131H210V132H212L213 133V135H216V131H218V130H221V129H225V131H226V129L228 128V125H226L227 127H225L224 125L225 124H223L224 122H221V123H219ZM248 121H249V119H248ZM248 121H247V124H248ZM38 122V121H37ZM129 122V123H130ZM157 122H156V125H157ZM186 122V121H185ZM244 122V121H243ZM30 123V122H29ZM40 123V122H39ZM101 123H102V125H101ZM129 123H127V125H129ZM133 122H131V124H132ZM191 123V122H190ZM258 123V124H259ZM26 124V125H27ZM130 124V125H131ZM148 124H147V126H144V127H147L148 128ZM239 124H241V123H239ZM249 124L251 125V123L249 122ZM257 124V123H256ZM257 124V125H258ZM35 125V124H34ZM94 125H96V126H94ZM101 125V126H100ZM123 125V124H122ZM129 125V126H130ZM135 126H137V123H135L134 124ZM133 124H132V126H134ZM186 125H187V123H186ZM186 125L185 126H183V127H186ZM191 126L193 125V123H191L190 124ZM262 125H263V128H264V124L262 123ZM261 125V126H262ZM94 126V128H92ZM100 126V127H99ZM103 126V127H102ZM114 126V127H113ZM134 126V127H135ZM139 126V125H138ZM152 126V127H153ZM260 126V127H261ZM26 127V126H25ZM45 127V128H46ZM60 127H61V125H60ZM116 127V128H115ZM152 127H150L151 129H152ZM205 127H208V128H205ZM234 127V126H233ZM232 127V128H233ZM240 127H241V129H239L240 131H239V133L241 132V130H245L246 132L243 134L244 136L240 139L239 138V142H233V144L231 143V141H230V139H227L226 137H224V140L223 141H221V140H218L217 138H216V136H214V137H212L211 138V144H208V140H206L205 142L203 141L202 143H201V139H200V137H199V141H198V138H197V143H198V145H200V146H198V147H200V148H202V149H200V151H198L197 153L199 154V152H202L203 150L204 151H206V152H204L203 154H207V155H209L210 157L212 156V158L213 157H216L215 155H216V153L217 152H220V151H224V153H226V151H233L234 149H235V151L237 152V154H240L239 156L240 157H236L237 158V162H239L240 161V164H237L236 165V167L234 168V171L232 170L231 172H228L227 170V164L229 165V163H227L226 165H224L222 162H221V160H222V157H220L219 158V156H218V160L221 162L220 164H222V165H224V166H226L227 168H225L224 166H223V168L224 169H226L225 171H227V172H225L224 171V169L223 168H221L220 167V169L224 172V174H223V172H222V174L221 173H219L218 175H222V178H224V180L226 181H224L225 183H227V181L230 179V178H233V182L234 183H239L240 181H238L240 178H244L245 176H246V180H245V178H244V180L243 181H241V183L243 184V185H241V187L239 186L240 185V183H239V194L237 195V197H238V199H240L239 197L241 196V197H243V199L245 198L246 199V202L248 201H250V203H249V205H250V207H253L254 209H258L259 208V210H260V206H259V203H261L262 202V198L264 199V129H263V131H261L262 132V134L261 135H263V137H260L261 135L260 134H258V132L256 131V128L254 129L253 128V131H250V130H248L249 128H248V126H241L240 125ZM253 127V126H252ZM255 127V126H254ZM22 128H24V127H22ZM32 128H34V129H32ZM90 128V129H89ZM128 128V127H127ZM130 129H132L131 127H129ZM128 128V129H129ZM164 128H166L167 129V126L165 125V127ZM175 128H177L176 130H175ZM187 128L189 129L190 127H188V125H187V127L185 128V132H187L186 130H187ZM231 127L230 128H228V130H229V132H231L230 131V129H232ZM21 129V128H20ZM59 129V128H58ZM94 129V130H93ZM234 129V128H233ZM261 128H260V130H262ZM36 130H37V132H36ZM60 130V129H59ZM80 130V131H79ZM82 130H86V132L87 131H89V133H91V131H92V135H93V137H92V135H89L88 134V132L86 133V132H84V131H82ZM102 130H104V131H102ZM126 130V131H125ZM133 130V129H132ZM149 130V129H148ZM175 130V131H174ZM193 130V131H192ZM227 130V131H228ZM235 130V129H234ZM21 131H22V129H21ZM24 131V130H23ZM118 131V132H117ZM130 131V130H129ZM147 131V130H146ZM146 131H144V132H146ZM151 132L153 131V130H150ZM155 131H156V129H155ZM166 131H168V130H166ZM183 131H184V129H183ZM192 133H195V134H192L191 136L193 137V135L195 136V137H197V135H196V133L197 132H195V130L192 128L191 130H190ZM237 131V130H236ZM235 131V132H236ZM242 131V132H243ZM248 131V132H247ZM42 132V133H41ZM116 132L117 133H121V134H116ZM133 132H134V130H133ZM136 132H134L135 134H137ZM148 132V131H147ZM146 132V133H147ZM156 132V133H157ZM169 132V131H168ZM167 132V133H168ZM191 132H189V134H188V137L190 136V133ZM220 132V131H219ZM235 132H234V135H235ZM238 132V131H237ZM242 132L240 133V136H241V134H242ZM17 133H19V134H17ZM31 133V134H30ZM33 133V134H32ZM39 133H41V134H39ZM54 133V132H53ZM127 133H129V132H127ZM127 133H125V134H127ZM134 133H131V131H130V133L129 134H131L133 137H131V138H134L135 136V134ZM155 133V132H154ZM155 133V134H156ZM160 133V132H159ZM158 133V134H159ZM161 133H160V135H161ZM177 133H179V134H181V133H183V132H178L177 131ZM176 133V134H177ZM207 133V132H206ZM225 134H227L228 132H224ZM23 134V133H22ZM25 135L27 134V133H24ZM129 134L127 135V136H129ZM138 134L136 135V138L138 139L139 137H138ZM155 134H154V136H155ZM171 133H169L168 135H170ZM179 134H178V137H179ZM238 134V133H237ZM18 137H17V136ZM28 135V134H27ZM142 135V134H141ZM149 136L150 135H153V133H150V134H148ZM159 135V136H160ZM165 134L163 133V135H161V137H160V139H162L163 138V140H165L164 142H166L167 140H168V138H166L165 139V137H166V135L164 136ZM183 135L184 136H186L187 134H184L183 133ZM183 135H180V137L178 138V140H180L181 139V136H183ZM207 135H208V133H207ZM56 136V135H55ZM91 136V137H90ZM125 136V135H124ZM145 136H147V135H145ZM144 136V139H147L146 137ZM154 136H152V137H154ZM177 136V135H176ZM183 136V137H184ZM205 136H206V134H205ZM204 136V137H205ZM228 136L229 137H232L231 136V134H228ZM237 136V135H236ZM240 136H238V137H240ZM15 137H17L16 139H15ZM60 137V136H59ZM126 137V136H125ZM173 137V136H172ZM187 137V138H188ZM194 137V138H195ZM207 138H209L208 136H206ZM205 137V138H206ZM118 138V137H117ZM122 138H124L122 135L120 136V138H119V140L121 139L122 140ZM131 138L129 139V137L128 138H126V139H129L128 141H126L127 143L126 144H130L131 142H133V141H130L131 140ZM135 138V139H136ZM63 139V138H62ZM156 139V138H155ZM154 139V140H155ZM189 139H192V138H190L189 137ZM236 139H238V138H236ZM124 140V139H123ZM122 140V141H123ZM132 140H134V139H132ZM151 140V138L149 139V141H148V143H147V140H146V143L145 144H151L152 142H153V144H151V146L153 145V146H159V145H156V144H159L158 143V141H157V139L154 141L153 140V138H152V142L150 141ZM162 140V141H163ZM233 140V139H232ZM62 141V140H61ZM220 141V142H219ZM124 142V141H123ZM130 142V143H129ZM155 142H157V143H155ZM168 142V141H167ZM172 142H176V140L175 139H173L172 140ZM184 142H186V141H184ZM57 143H60V142H57ZM125 143V142H124ZM169 143H170V141H169ZM187 143V142H186ZM184 143L186 146H188V148H185V147H182V146H180V147H182V153L184 154L183 156H181L182 158L180 159H178V158H175V159H172L171 160V163L169 162L168 163V171H167V174L165 175V181L163 182V185H161L160 187H161V190H159L160 191V193H162V194H164V196H162L161 198H165L166 196L165 195H167V196H170V195H173V197H177V198H182V196H184L185 198H186V200L188 201V202H186L185 201V199L183 200L184 202H185V208H187V209H183V211H188L187 212V214H185L187 217H190V216H192L191 218H192V224H190V223H188L187 221H185L183 218L185 217V215L184 214H182V215H184V217H182V215H180V213H182L183 211H181L180 210V208H179V206H178V209L179 210H177V208H176V210H177V214H176V211H175V209L174 208H172L171 206V208H170V214L172 213V210L174 209V212L172 213V215H175L176 214V216H178L176 219H178V221L176 220L175 221V217H173L172 215H169L170 217H171V220L169 221L170 223H171V221H173V223H174V221H175V224L173 225L174 226V229H173V231H172V229H170V231H172V233L174 232L175 234H176V231L178 230V229H176V227L177 228H179V226H178V224L177 223H179V225H180V222L182 223V224H184V227L186 228H184V227H182L183 229H181V230H179V235H180V233L182 232V230H183V236L181 237H179V235L178 234H176V235H174V241L175 240H178L179 242H180V247H178V248H182L181 250H179L177 247H175V250H176V252H179L180 253V251H182V253H180V255L182 254L183 255V253H186V252H188V253H186V256L184 257V259H186L187 260V262H188V260H190L191 258H192V260H190L188 263L187 262H185V261H183L184 259H182L183 258V256H180V257H182L181 259H175L176 261H181L180 263H182V264H191V262H193L192 264H194L195 263V259H194V257H193V253H195V250H194V252H192L193 251V249H194V247L192 248V246H190V245H192L195 241H198L197 243H199V241L202 243L201 245H199V249H200V251L198 252V254H201L200 256H201V258H202V255H203V258H204V261L206 260V263H208V264H227V262H228V258L232 255V256H234V261L236 260L237 262H239V260L241 259V262H242V260H243V258H244V260H243V264H249L250 262H252V261H254V260H256V259H254V256L255 257H258L259 259H260V261L257 259L256 260V262L258 261V264H264V249H262L261 247V245H259L258 244V246H259V248H260V250H259V248H258V246L257 245H255L254 247H253V245H254V243H256V239H254V231L251 233L252 234V237L253 238H250V235H247V233H249V230H248V232L247 233H245V231H247V230H244V233H245V236L244 235H242L243 234V232L242 231H240V230H238L239 228H240V226H241V228H242V224H245V221L248 219V217H247V215H249V212H248V214H246V212H245V215H244V213H243V219H246V220H243L241 223H239L240 221L239 220H237L238 221V224H240L239 225V228L238 229H236L235 227L237 226L238 227V225H236V226H233L232 228H230V229H232V230H229V229H227V228H225V227H227V225H229V224H232V225H234L235 223H231L233 220H228L230 223H228V224H226L225 222L224 223H222V222H220V225L219 224H217V223H219V222H217V219L215 220L214 218H215V214H214V216H213V213H212V211L208 208V209H206V211H205V216H204V218H202L201 217V215H199V213H198V208L197 207H195L192 203H193V200L196 198V197H200L201 195H202V193H203V191L201 190V188H203V185H205V184H203V182H204V177L202 176L201 178H203L202 180V183H201V188H200V190H197V191H193V189H194V184H193V177H191V175L190 176H188L187 174H189V173H187V171L188 172H194V168L196 167V171L197 170H199V171H197V172H201V171H203V170H208L209 169V167H207L208 165L210 166V162L212 161V158H210L209 160H210V162H209V160H208V158L206 157V159L203 161V159L201 158V160H199L198 161V163L197 164H195L194 162H196V161H194L193 159H190V158H188V156H190V155H192V156H190V157H193V152L194 151H192V150H194L195 148H193V149H191L189 146H190V144L189 143ZM199 143H201V144H199ZM53 144V143H52ZM116 144V143H115ZM172 144V143H171ZM170 144V145H171ZM177 144V145H176ZM176 144H172L173 146H172V150H174V151H176V150H179L180 149V147H178V143L176 142ZM55 145V144H54ZM54 145H51V146H53V147H55ZM147 145V146H148ZM166 145H168V144H166ZM174 145H175V147L177 146V148H175L174 147ZM180 145V144H179ZM196 145V144H195ZM58 146V145H57ZM119 146H118V148H119ZM150 146V145H149ZM148 146V147H149ZM165 147V146H164ZM173 147H174V149H173ZM52 148V147H51ZM156 148V147H155ZM154 147H152L151 148V152L154 154V152H155V149ZM166 148V150H167V146L165 147ZM164 148V149H165ZM168 148H171L170 146L168 147ZM53 149V148H52ZM115 149V150H114ZM158 149V148H157ZM163 149V150H164ZM176 149V150H175ZM191 149V150H190ZM198 149V148H197ZM196 149V150H197ZM56 150V149H55ZM119 150V149H118ZM52 151V150H51ZM51 151H47L48 153L49 152H51ZM54 151V150H53ZM173 151V152H174ZM180 151H181V149H180ZM189 151H190V153H189ZM192 151V152H191ZM234 151V152H235ZM156 152H157V150H156ZM159 152V151H158ZM164 152V151H163ZM168 152H169V150H168ZM172 152V151H171ZM196 152V151H195ZM234 152H232V153H234ZM46 153V152H45ZM52 153V152H51ZM231 153V152H230ZM230 153H229V157L228 158H230ZM53 154V153H52ZM85 154V155H84ZM126 154V153H125ZM172 154H175V153H172ZM176 154H178L177 153V151H176ZM186 154H188V156L186 155ZM221 153H219V155H220ZM263 154V155H262ZM69 156L70 157V160H72L74 163H78V164H80V166L79 167H83V169H85V171L86 172H84V170L82 171V172H80V174L81 173H83V175H79L78 173H79V171H78V173H76L77 174V176L79 177H75V178H73L75 181H76V179H77V181H76V183L74 182V186H78V189H77V194L76 195H78L79 197H78V199L79 200H77L78 202V204L76 203V205H72V206H74V209H75V207L76 206H78V207H80L79 208V211H80V209H81V211L79 212H77L76 210H74L75 212H73L72 211V213L70 212V215H69V210H67V212H66V210H63L62 209V207H61V209L62 210H59L58 209V206L57 207H52L51 206V200H53L52 199V195H55L56 196V190L58 189V188H56L55 189V187L53 186V184L56 182L55 180L56 179H58L60 176H61V179H63L64 177H66L65 175H60V173H59V171H61V168H60V170H59V166H61V164H62V161L65 159V157L66 156ZM84 155V156H83ZM114 155H116V157H117V159H115L116 157L114 156ZM186 155V156H185ZM227 155V154H226ZM235 155V154H234ZM46 156V155H45ZM156 156H157V154H156ZM160 156H162V155H160ZM164 156H166L165 155V152H164ZM167 156H168V153H167ZM173 156V155H172ZM195 156V155H194ZM222 156V155H221ZM51 156H49V159L48 160H51V158L53 157H51ZM114 157V158H113ZM153 157V158H152ZM163 157V156H162ZM161 157V158H162ZM178 157H180V156H178ZM196 157H197V155H196ZM232 157H234L233 155L231 156V158ZM40 158V159H39ZM45 158V157H44ZM48 158V157H47ZM111 158H112V160H111ZM160 158V157H159ZM226 158V156L224 157V159ZM228 158H227V160H228ZM53 159H54V157H53ZM51 160V162H50V164L54 161V160ZM67 159V158H66ZM118 162V164L121 166V167H119L118 165L115 167V165L117 164L116 163V161ZM166 159V158H165ZM188 159L189 160H191L190 161V164L192 163V161H194L193 163H194V165H196L194 168L193 167H187V162H188ZM197 159V158H196ZM199 159H200V157H199ZM214 159H217V158H214ZM213 159V160H214ZM221 159V160H220ZM233 159H235V158H233ZM241 159V160H240ZM114 160V163L113 162H111V161H113ZM119 160V161H118ZM147 160H148V162H147ZM158 160H160V159H158ZM158 160H157V163H158ZM236 160V159H235ZM37 161V162H36ZM45 161L46 162H44V163H47V159H45ZM64 161H66V160H64ZM68 161V160H67ZM72 161H69L70 163H72ZM163 161V160H162ZM209 162V164H208V162ZM215 162L217 161V160H214ZM224 161V160H223ZM229 161H230V159H229ZM228 161V162H229ZM234 161V160H233ZM36 162V163H35ZM41 162V161H40ZM60 162H61V164H60ZM205 162H207L206 164H205ZM43 163V164H44ZM49 163V162H48ZM145 163V164H146ZM159 163H161V161H159ZM163 163H165V162H163ZM189 163V162H188ZM193 163L191 164V165H193ZM216 163H218V161L216 162ZM215 163V164H216ZM50 164H49V166H50ZM67 164V163H66ZM66 164H64V166L66 167ZM112 164V165H111ZM114 164V165H113ZM144 164V165H145ZM205 165V167L207 168V169H204L203 167H204V165ZM219 164V163H218ZM219 164V165H220ZM233 164V162L231 161V165ZM59 165V166H58ZM68 165H70V164H68ZM76 165V164H75ZM99 165V169H101L102 167H105V168H107L106 169V171H107V173L108 174H106V175H108V176H112L114 173H116V174H114L113 176L114 177H116V178H114L113 180H117V181H114V183L116 182V183H118L119 185H118V187H117V189L114 191V192H112L113 191V189H112V191L111 192H106V191H104V189L102 188V187H100V186H98V185H96V184H94V181L92 182V181H90V178L92 177H90L89 175H92L91 174V172H90V174L87 176V174L89 173L87 170H89L90 169V171H91V168L94 170L95 168L94 167H96L97 169H98V166ZM139 165V166H138ZM165 165V164H164ZM230 165V166H231ZM40 166H41V164H40ZM44 166V165H43ZM62 166H63V164H62ZM61 166V167H62ZM63 166V167H64ZM72 166V165H71ZM100 166H102V167H100ZM115 167V168H113V167ZM146 166L147 165H145V168H146ZM166 166H167V164H166ZM165 166V167H166ZM200 166V167H199ZM212 166H213V163H212ZM44 167H46V165L44 166ZM74 167V166H73ZM81 167V168H82ZM217 167V166H216ZM70 168V167H69ZM68 168V169H69ZM120 168V170H118V169ZM131 169V174H126V172H124L125 171V169ZM167 168V167H166ZM198 168H200L201 169V171H200V169H198ZM214 168V167H213ZM243 168H245L244 170V173H242V171H241V169H243ZM46 169V168H45ZM76 169V168H75ZM78 169V168H77ZM98 169V172L99 171H101L102 169L105 171V169L104 168H102L101 170H99ZM115 169H116V172H115ZM163 169H165V168H163ZM215 169V168H214ZM233 169V168H232ZM42 170V169H41ZM70 170V169H69ZM79 170H81V169H79ZM111 170V171H110ZM154 170V169H153ZM158 170V171H159ZM221 170H220V172H221ZM43 171H44V168H43ZM42 171V172H43ZM94 171H96V169L94 170ZM120 171H123V172H120ZM156 171V170H155ZM201 172V173H205L204 175H208V174H206L207 172H209V171H207V172ZM215 171V170H214ZM63 172H65L66 173V169L65 170H63ZM88 172V173H87ZM102 172V171H101ZM109 172H110V175H109ZM111 172H112V174H111ZM114 172V173H113ZM154 172V171H153ZM160 172V171H159ZM158 172V173H159ZM61 173H62V171H61ZM65 173H63V174H65ZM69 173V172H68ZM72 173V172H71ZM86 173V174H85ZM93 173V172H92ZM100 173V172H99ZM104 173V172H103ZM102 173V174H103ZM137 173H141L142 174V177L141 178H139L138 177V179H142V180H137V177H136V174ZM149 173L151 174L152 172H150L149 171ZM157 172H155V176H158L159 174H158ZM216 175H217V172H214ZM246 173V174H245ZM74 174V173H73ZM148 175V176H151V175ZM162 174H163V172H162ZM161 174V175H162ZM192 174V173H191ZM209 174H210V172H209ZM213 173H211V175H212ZM215 174H213V175H215ZM245 176H244V175ZM66 175H67V177H68V174L66 173ZM72 175V174H71ZM98 175H100V174H98ZM154 175H152L150 178H149V180L148 181H151L150 182V184H153L154 183V181H153V183H152V180L154 179L153 177H154ZM212 175V176H213ZM224 175V176H223ZM243 175V176H242ZM64 176V177H63ZM75 176V175H74ZM73 176V177H74ZM242 176V177H241ZM63 177V178H62ZM66 177V178H67ZM211 177V176H210ZM216 177V176H215ZM230 177V178H229ZM100 178V177H99ZM104 178V177H103ZM108 178V177H107ZM110 178V177H109ZM108 178V179H109ZM144 178V179H143ZM156 178H158L159 179V177H155V179ZM214 178V177H213ZM229 178V179H228ZM61 179H60V181H61ZM108 179H106L105 178V180H104V182H103V179H99L100 180V182L102 183H105L104 184V186H106V181H108ZM164 179V178H163ZM162 179V180H163ZM189 179L190 180H192L191 181V184H190V182H189ZM196 179V178H195ZM220 179H221V177H220ZM226 179H228V180H226ZM65 180V182L67 181L66 179H64ZM91 180H92V178H91ZM94 180V179H93ZM97 180V179H96ZM162 180H161V183H162ZM222 180V179H221ZM63 181V180H62ZM62 181H61V183H62ZM79 181H80V184H79ZM98 181V180H97ZM96 181V182H97ZM210 181H211V179H210ZM99 182V181H98ZM109 182H111L110 181V179H109ZM109 182H107V184H109ZM201 182V181H200ZM220 182V180L218 181V183ZM244 182V183H243ZM58 183V182H57ZM78 183V184H77ZM115 183V184H116ZM159 183V181L157 182V184ZM205 183V182H204ZM228 183H229V181H228ZM60 184V183H59ZM66 184V183H65ZM77 184V185H76ZM220 184V186L222 185V182L221 183H219ZM231 184V183H230ZM55 185V184H54ZM110 185V184H109ZM190 185H192V186H190ZM233 185V184H232ZM231 185V186H232ZM235 186H236V184H234ZM233 185V186H234ZM108 186V185H107ZM152 186H156V185H152ZM211 186V185H210ZM223 186H225V185H223ZM222 186V187H223ZM228 186V184L226 185V187ZM234 186V187H235ZM238 186H236V190H237V188H238ZM67 187H68V184H67ZM112 187H114V186H112ZM159 187V188H160ZM191 187H193V189H190ZM205 187V186H204ZM219 187V186H218ZM226 187H223V188H226ZM69 188V187H68ZM211 188H212V186H211ZM229 189H230V187H228ZM22 190L21 192H19V190ZM60 189H62V191H64V192H62V193H66L67 194V198L69 197L68 195V193H67V191L65 192V187H64V189H63V187L62 188H59L58 189V191L60 190ZM103 189V190H102ZM154 189V188H153ZM197 189V188H196ZM209 189H210V187H209ZM208 189V193H210V191L212 192V191H215V190H209ZM222 189V188H221ZM232 189H234L233 187H232ZM231 189V190H232ZM241 189V190H240ZM71 190V189H70ZM74 190V189H73ZM192 190V193L190 192V191ZM220 190V189H219ZM225 190V189H224ZM58 191H57V193H58ZM225 191H227V190H225ZM242 191H243V194H242ZM60 192V191H59ZM76 192V191H75ZM217 192V191H216ZM222 192H223V190H222ZM233 192H235V190H233ZM54 193V194H53ZM61 193V192H60ZM59 193V194H60ZM124 193V194H123ZM128 193V194H127ZM130 193H132V195L130 194ZM191 193V194H190ZM214 193V192H213ZM219 194H221L220 192H218ZM218 193H216V194H218ZM227 194H228V191L226 192ZM232 193V192H231ZM230 193V194H231ZM58 194V195H59ZM158 194H159V192H158ZM212 194V193H211ZM219 194H218V196H219ZM235 194V193H234ZM234 194H233V198H232V200H234ZM19 195V196H18ZM57 195V196H58ZM123 195H131L130 197L131 198H133L132 200H130L131 198L129 197L128 199L130 200V201H132L131 202V204H133L134 202L133 201H135L136 200V203L134 204V206H132V209L131 210H129V208L131 207L129 204H130V202L128 201V209L126 208V204H127V200H123ZM232 195V194H231ZM235 195V196H236ZM246 196V197H244V196ZM12 196H18V197H12ZM56 196V197H57ZM60 196L61 197H64V196H62L61 194H60ZM217 196V197H218ZM223 195L221 194L220 195V197H222ZM227 195H225V197H222V198H224V200H226V202L224 201V203H226V204H224L223 202H222V204H221V207L223 208L225 205H227V206H225V207H227V208H229L228 207V203L230 204V202H231V204L233 205V202L231 201V199L229 198V197H226ZM230 196V195H229ZM73 197H76L75 195L73 196ZM172 197V196H171ZM170 197V198H171ZM175 197V198H176ZM211 197V205L213 204V206L212 207H214L215 208V203H217L218 201H220L219 199H222V198H218V201L217 202H215V200H217L216 198L217 197H215V195H214V198H212V196H210ZM210 197H208V200L210 199ZM58 198V197H57ZM77 198V197H76ZM82 198H84V199H82ZM225 198H227V199H225ZM64 199V198H63ZM62 199V200H63ZM70 200H71V202L73 201L72 200V198L70 197L69 198ZM75 199V198H74ZM165 199H167V198H165ZM197 199V198H196ZM196 199L194 200V203H195V201H196ZM213 199H215V200H213ZM228 199H230V200H228ZM247 199H250V200H247ZM58 200V199H57ZM68 200V199H67ZM177 200V199H176ZM200 200V199H199ZM223 200V199H222ZM241 200V199H240ZM60 201V200H59ZM80 201V202H79ZM191 201H192V203H191ZM227 201H229L228 203H227ZM53 202V201H52ZM61 202L62 201H60V202H58V204L60 203L61 204ZM66 202V201H65ZM74 202V201H73ZM173 202V201H172ZM215 202V203H214ZM49 203H50V206H51V209L53 208V210H51V209H49V207L50 206H48L49 205ZM64 203V202H63ZM67 203V202H66ZM66 203L65 204H63L64 206L66 205ZM82 203V204H81ZM167 203V202H166ZM202 203V202H201ZM48 204V205H47ZM168 204V203H167ZM199 204H200V202H199ZM224 204V205H223ZM230 204V205H231ZM243 204V203H242ZM54 205V204H53ZM57 205V203H55V206ZM95 205L97 206V207H99L98 205H103L102 207H104L103 209H105V210H103L102 209V211H104L103 213V215L100 213V216L102 217H99V219L97 218L96 219V217H98L97 215L98 214H95V210L97 209V207L95 208ZM158 205V204H157ZM170 205H172V206H175V205H173V204H170ZM197 205V204H196ZM229 205V206H230ZM248 204H246V203H244V206L246 207ZM248 205V206H249ZM43 206H45V207H43ZM46 206H48V208L46 207ZM205 206V205H204ZM259 206V207H258ZM263 206H264V201H263ZM135 207V209L133 210V208ZM176 207V206H175ZM220 207V206H219ZM218 207V208H219ZM225 207H224V209H225ZM244 207V208H245ZM43 208H47L48 210H50L51 212H49L48 210H47V212H43ZM73 208V207H72ZM99 208H101V207H99ZM161 208H162V206H161ZM168 208V207H167ZM248 208V207H247ZM263 209H264V207H262ZM156 209V208H155ZM203 209V208H202ZM221 209V208H220ZM223 209V210H224ZM70 210H72L71 208H70ZM133 210V211H132ZM249 210H251L250 208H249ZM248 210V211H249ZM258 210V213L259 212H261V210L259 211ZM97 212H98V210H96ZM99 211H101V210H99ZM130 211H132V212H130ZM161 211V213H163V210H160ZM180 211V212H179ZM186 211H185V213H186ZM203 211H204V209H203ZM242 211H243V208H242ZM76 212H77V214H76ZM93 212H94V214H95V218H93V216H94V214H93ZM239 212V211H238ZM255 212V211H254ZM160 213V214H161ZM217 213V212H216ZM261 213H263V212H261ZM92 214H93V216H92ZM159 214V215H160ZM190 214V215H189ZM254 215H251L250 217H251V219H252V221L250 222V221H248L247 220V222L248 223H250V225H251V223H254L255 224V226H256V222L260 225V224H262V221H263V219L262 218H264L263 216H264V214H263V216L262 217H260L259 218V216H258V214H256V213H253ZM256 214V215H255ZM48 215V216H47ZM51 215H52V217H53V215H55L54 217L55 218H53L52 220H50L49 221V219L51 218ZM72 215H74V216H72ZM76 215V216H75ZM78 215V216H77ZM217 215V214H216ZM260 215H262V214H260ZM47 216V217H46ZM50 216V217H49ZM71 216V217H70ZM92 216V217H91ZM158 216V215H157ZM179 216H181V217H179ZM239 216H240V212H239ZM241 216V217H242ZM252 216H254V217H252ZM258 217L257 219H258V221H257V219L255 218V217ZM46 217V219L45 220H47V222L46 223H42L43 225H41V224H38L37 222H39L40 221V219H41V221L42 220H44V218ZM74 217V218H73ZM164 217H165V215H164ZM169 217V218H170ZM245 217V218H244ZM43 218V219H42ZM49 218V219H48ZM73 218V219H72ZM89 218V219H88ZM162 217H160V219H161ZM168 218V217H167ZM182 218V219H181ZM75 219V220H74ZM76 219H78V220H76ZM149 219H150V217H149ZM163 219H165V218H163ZM162 219V220H163ZM174 219V220H173ZM187 219V218H186ZM241 219V218H240ZM256 219V220H255ZM261 219H262V221H261ZM202 220H204V221H206L205 223L206 224H208L207 226L209 227V228H215V229H217V227H218V225L219 226H221L222 225V227L221 228H219V229H222L223 230V226H224V228L226 229V230H228L229 232H227V235L228 234H230V235H228V237H226L227 235L225 234V238H227L228 240H230V239H232L233 241H234V243H233V241L232 240H230V241H232L231 243H232V245L233 246H236L235 244H236V241L239 243H237V247H238V245H239V247H238V252L237 251H235V253H237V254H233L234 253V250L236 249H233L232 248V246L230 245L231 243H225V244H222V243H220L219 244V241L217 240L216 241V244H215V240L213 241V240H210L209 241V238H211L210 236L208 237V235L207 236H204V234H203V231L204 230H208L207 229V226H204V222H202ZM227 220H225L226 222H228ZM242 220V219H241ZM250 220V219H249ZM255 220V221H254ZM158 221V220H157ZM160 221V220H159ZM180 221V222H179ZM183 221V222H182ZM185 221V222H184ZM216 221V222H215ZM222 221H224V220H222ZM237 221H235L236 223H237ZM99 222H102V223H100L101 225L102 224H104L103 225V227H106L105 225H107V224H112V226H116L117 225V227H118V231L115 233V234H113L112 236H111V232H113V231H111L110 233V235H108L106 232L105 233H103V230H104V228H102V226L100 227V225H99ZM164 221H160V223H156V224H162L163 225V228L164 227H166L167 226V224H165L166 226H164V223L166 222H168V221H165L164 223H163ZM168 222V223H169ZM204 223L203 224V226L204 227H206V229H204V230H201L202 231V233H201V231H200V228H198V225L200 224V223ZM261 222V223H260ZM84 223V224H83ZM95 223H98V225H95ZM40 225V226H42V227H44L43 229H42V227H40V230H36V229H39V227H38V225ZM115 224V225H114ZM177 224V225H176ZM182 224H181V226H182ZM188 224H190L192 227H189L188 226ZM226 226H225V225ZM254 224H252V225H254ZM45 225L47 226V227H45ZM159 225H157V226H159ZM161 225V226H162ZM232 225H230V226H232ZM250 226V227H255V226ZM258 225V226H259ZM172 226V224L171 225H169V226H167L166 227V229L167 228H169V227H173ZM188 226V227H187ZM203 226H201V227H203ZM229 227V226H228ZM244 227H245V225H244ZM114 228V227H113ZM161 228L162 227H159L157 230H161ZM196 228H197V231H200V233L199 232H196L197 234H199V238H200V240H197V239H199V238H195V236H192L191 237V235H192V233H191V231H194V230H196ZM248 227L246 226V229H247ZM256 228V227H255ZM255 228H254V230H255ZM44 229H46V230H44ZM166 229H164L163 231L166 233ZM199 229V230H198ZM202 229V228H201ZM38 232V233H41V235L39 234V235H37L38 233L36 232V231ZM80 230V231H79ZM108 230V229H107ZM109 230H112L111 228L109 229ZM191 230V231H190ZM221 230V231H222ZM234 230H235V233H234ZM41 231V232H40ZM44 231V232H43ZM76 231H78V232H80L81 234H80V236H78L77 234V232ZM82 231V232H81ZM163 231H162V234H164L163 233ZM181 231V232H180ZM214 231V230H213ZM217 231H219V230H216L214 233H216ZM221 231H219L218 233H216V235H214V237H215V239H217V237L219 238V237H223L224 236V234L222 233H220ZM236 231L238 232V233H236ZM250 231H252V229L250 230ZM36 232V233H35ZM76 233V235H72V233ZM167 232H168V230H167ZM189 232H190V234H189ZM204 232H206V231H204ZM225 232V231H224ZM231 232V233H230ZM240 232L242 233L241 235H242V237H244L243 239H245V241L247 242V243H251L252 242V247L251 246H249V244H247V243H245V245L247 246H249L251 249L249 250V248H247V249H245L246 247H244V243L243 244H241V242L240 241H238L240 238H242L240 235H238V234H240ZM262 231H260L259 233L262 235L263 233H261ZM263 232H264V228H263ZM158 233V232H157ZM169 233V232H168ZM186 233H188L187 235L188 236H186L185 234ZM195 233V232H194ZM195 233V234H196ZM208 233L210 234V231L208 230ZM232 233H234V234H232ZM39 236V238H40V241L42 240V245L40 244V246H41V249L40 248H38V247H40V246H37L38 245V243H36V246L34 245L35 243H33V242H35V240L32 242V240H33V236H34V239H36V236ZM108 235L110 238H111V240H112V242H109V240H107V239H110L109 237L107 238L105 235ZM159 234H161V231H160V233ZM218 234V235H217ZM232 234V235H231ZM250 234V233H249ZM150 235H149V238H150ZM172 235V234H171ZM184 235L186 236V239L188 240V237H189V239L191 240L192 239V241H194V239H196L194 242H192V241H187L186 240V242L188 243V242H190V243H188V245L187 246H190L188 249H190V248H192V250L190 249V251H191V253H192V255L190 254L189 255V250H187V247H186V245H184L185 244V242L183 243L182 242V238L184 237ZM194 235V234H193ZM201 235H203L202 237H201ZM221 235H223V236H221ZM238 236V238L239 239H237V237H233L232 238V236ZM74 238H73V237ZM75 236H76V238H77V240H76V238H75ZM177 236V237H176ZM240 236V237H239ZM246 236H248L249 238H248V241H247V238H246ZM264 236V235H263ZM32 237V238H31ZM79 237V238H78ZM191 237V238H190ZM198 237V236H197ZM203 237H205V238H203ZM214 237H213V239H214ZM38 237H37V239H39ZM42 238V239H41ZM148 238V239H149ZM194 238V239H193ZM206 238H208L207 240H206ZM36 239V240H37ZM63 239V240H62ZM78 239H80V240H78ZM158 239H159V237H158ZM168 239V238H167ZM166 239V240H167ZM182 239V240H181ZM204 239H205V241H204ZM222 239V238H221ZM250 239V240H249ZM256 240V241H252V240ZM264 239V238H263ZM55 240V241H54ZM57 240H59V241H57ZM76 240V241H75ZM152 240V239H151ZM163 240V239H162ZM170 240H172V238L170 239ZM203 240V241H202ZM223 240H224V238H223ZM236 240V241H235ZM61 241H63V242H61ZM66 241H68V243L66 242ZM141 241V240H140ZM160 241H161V239H160ZM159 241V243H160V249H162L161 247H162V243L164 242V241H162V242H160ZM178 241H175V243L177 242V244L179 243ZM225 241H226V239H225ZM264 241V240H263ZM32 242V243H31ZM52 242H54L53 244V248H54V250L55 249H57V250H59L58 248L62 245V244H66V245H62L60 248H62L63 246L65 247V246H67V244H71L70 245V248H66L67 249V251H66V249L65 250H61V251H65L64 253L63 252H60V251H58V252H56L57 250H55V252L53 251V250H50V249H53V248H51V244H52ZM58 242V244H56ZM78 242V243H77ZM135 242H137V241H135ZM156 242V241H155ZM167 243H169L168 241H166ZM205 242V243H204ZM209 242H211L212 244L214 243V246L211 244V246L213 247V248H215V250L216 249H218V251H217V253L218 252H220V253H216L215 251V256H214V258L213 259H211V257H208L207 256V259H206V256L204 257V254L205 253H207V255L209 254V256H210V254L212 255V253H211V251H212V249L213 248H211V246H210V248H209V244H207V243H209ZM222 242V241H221ZM254 242V243H253ZM259 242H260V240H259ZM62 243V244H61ZM143 243L144 244H146L147 243V240L146 239H144L143 238ZM150 243V242H149ZM154 243V241H152V244ZM182 243V244H181ZM197 243H195V244H197ZM204 243V244H203ZM224 243V242H223ZM57 246H56V245ZM61 244V245H60ZM79 244V245H78ZM158 243H156V245H157ZM190 244V245H189ZM205 244H207V246L208 247H205V250H207V252L206 251H204V245ZM260 244H264V242H260ZM130 246V247H132V249L131 250H133V251H135L136 249H135V247L138 245L137 243H136V246L135 247H133L132 245H131V243H125V248L126 247H128V246ZM155 245V244H154ZM154 245H151V243H150V247H152V246H154ZM154 246V248L155 249H157L159 246ZM164 245V244H163ZM183 245V246H182ZM203 245V246H202ZM216 245V246H215ZM218 245V246H217ZM225 246V248H227V246H228V248L227 249H225L224 248V246L223 247H221L222 248V250L223 249H225L226 250V252H225V250H221L220 248H218V247H220V246ZM31 246H32V248H31ZM72 246V247H71ZM76 246V247H75ZM139 246V245H138ZM173 246H175V244H173ZM185 246V247H184ZM200 246H202V248L200 247ZM247 246V247H248ZM36 247V249H34ZM91 247H92V249H91ZM146 247V246H145ZM157 247V248H156ZM169 247V246H168ZM117 248V249H116ZM123 248H124V245H123ZM165 248H167V247H165ZM242 248V249H241ZM33 249H34V252H33ZM37 249H38V251H37ZM130 248H128V250H129ZM143 249V248H142ZM141 249V250H142ZM146 248H144L143 250H145ZM151 249V251H152V249H153V247L152 248H150ZM149 249V250H150ZM171 249V248H170ZM203 249V250H202ZM230 249V250H229ZM233 249V251H232V254H230L231 252V250ZM244 249H245V254L243 253L244 252ZM31 250V251H30ZM115 250H113V251H115ZM122 250V249H121ZM121 250H120V253H119V251L118 252H116V254H117V256H119V254H121ZM131 250L129 251V253L131 252ZM140 248L139 247H137V251L139 252L138 254H140ZM154 250V249H153ZM168 250V248L166 249V252L167 253H169V251H167ZM172 250V249H171ZM183 250H185L184 252H183ZM187 250V251H186ZM210 250V251H209ZM242 250V251H241ZM255 250V251H254ZM258 250V251H257ZM29 251H30V253H29ZM35 251H37V252H35ZM50 251H52L51 253L53 254H51L50 253ZM111 251V250H110ZM132 251V252H133ZM154 251H156V250H154ZM154 251H152V253L154 254L155 252ZM158 251V250H157ZM162 251V250H161ZM248 251H249V254H248V256H247V254L246 253H248ZM250 251L251 252H253V254H254V256L252 257V254L250 253ZM41 252V253H40ZM88 252V253H87ZM150 252V251H149ZM148 252V253H149ZM159 252V251H158ZM205 252V253H204ZM210 252V253H209ZM227 252H229V254H228V256L227 255H224V253L226 254ZM257 252V253H256ZM261 252V253H260ZM34 253H36L35 254V256L37 257V259H35L36 257H34ZM40 255H39V254ZM111 253V252H110ZM129 253H127L128 255H129ZM152 253H150V254H152ZM157 253V252H156ZM178 253V254H179ZM197 253V252H196ZM203 253V254H202ZM221 253L223 254V255H221ZM241 253H243V256H242V254ZM30 255V257H31V259H34V261H31L32 263H30L29 261L30 260H28V256ZM113 254H115V253H113ZM124 254V253H123ZM177 254V255H178ZM188 254V255H187ZM197 254V255H198ZM216 254H217V258H216ZM241 254V255H240ZM28 255V256H27ZM89 255V256H90ZM94 255H97L96 256V258L98 259H96V258H94ZM111 255V254H110ZM127 255V256H128ZM164 255V256H163ZM40 256V257H39ZM51 256H55V257H53L54 259L53 260H50L49 258L51 257ZM88 255H87V257H89ZM137 256V255H136ZM162 256H163V259L165 258V259H169V258H166L165 256V253H163L162 254ZM192 256V257H191ZM199 256V255H198ZM220 256H222V258L223 259H221L220 260ZM226 256V257H225ZM25 257V258H24ZM27 257V258H26ZM34 257V258H33ZM43 257V258H42ZM69 257V259L71 260L72 258H70ZM87 257H84V258H87ZM112 257H116V256H112ZM134 257H135V253H134ZM167 257H168V255H167ZM173 257V256H172ZM179 257V255H178V257H176V253H175V258H180ZM23 258V259H22ZM38 258H40L41 259V261H42V259H44V262H40V260L38 259ZM83 258V259H84ZM95 260H94V259ZM120 258V257H119ZM137 258V257H136ZM143 258H145L144 256H143ZM188 258H190V259H188ZM196 258V264H199L198 263V261H200L199 259H198V261H197V258L198 257H195ZM200 258V257H199ZM211 259L210 261H209V259ZM226 258V259H225ZM68 259V260H69ZM72 259V260H73ZM82 259V260H83ZM89 259V258H88ZM88 259H87V261H85V262H89L90 263V261H88ZM138 260L140 259V258H137ZM161 259V258H160ZM233 258H231V260H232ZM24 260V261H23ZM37 260V262H39V263H36L35 261ZM72 260H71V262L70 261H66L68 264H70V263H72ZM90 260V259H89ZM119 260V259H118ZM122 260V259H121ZM121 260H119V262H116V264L117 263H119V264H124V263H122L121 262ZM132 260H134L133 258H132ZM132 260H130V261H132ZM213 260V261H212ZM220 260V261H219ZM230 260V264H231V261ZM80 261L81 260H79V263H80ZM84 261V260H83ZM125 261V260H124ZM142 260L140 259V263H142L141 262ZM202 261V260H201ZM23 262V263H22ZM63 262L61 261V263L63 264ZM66 262H64V263H66ZM70 262V263H69ZM111 262V261H110ZM133 262V261H132ZM130 263V264H134V263ZM134 262H137L138 263V261H135L134 260ZM159 262H161V264H163L162 263V260L161 261H159ZM260 262V263H259ZM78 263V264H79ZM82 263H84V262H82ZM81 263V264H82ZM112 263V262H111ZM136 263V264H137ZM179 262L177 263V264H180ZM204 262H201V264H203ZM254 262H252V264H253ZM73 264V263H72ZM85 264H87V263H85ZM113 264V263H112ZM115 264V263H114ZM158 264H160V263H158ZM205 264V263H204ZM238 264H240V263H238ZM254 264H257V263H254Z\"/></svg>","mask_w":264,"mask_h":264},{"label":"rangeland","instance_id":"374dc122","mask_svg":"<svg viewBox=\"0 0 264 264\" xmlns=\"http://www.w3.org/2000/svg\"><path fill=\"white\" fill-rule=\"evenodd\" d=\"M51 1V2H50ZM54 1V3H52ZM58 1V0H57ZM65 1V0H64ZM64 1H63V3H64ZM68 1V0H67ZM76 1V5H77V2H79V0H75ZM101 1H104L103 3H102V5H101ZM100 1V4L98 3V6L97 7H95V8H99V9H95L94 8V12L92 13V12H90V11H92L93 9H92V5L91 4H89L88 6H86L87 7V9H88V11H86V8H85V11L86 12H89L90 14H86V15H91V17L89 18V16H88V18H87V20L88 19H91V18H93V17H96V15H97V17L98 18H100V19H98L99 21L98 22H96L94 19H92V21L94 22L92 25L95 27L96 26V24H98V23H102L101 25V27H97V28H102V30L101 29H97L98 31H99V33H100V31H101V33L100 34H97L98 32H96V37L97 38H101L102 37V39L100 40V41H102L103 43H100V42H98L99 40L97 39V38H94L93 36H94V34H92L91 35V42H92V37H93V39L95 40L96 39V42H98L100 45L102 44V46H99V45H97L96 46V43L94 42L93 44L97 47H94V49L92 48V46H94V45H91L90 47L87 45V42L89 41V40H86V38H85V40L87 41L86 42V44H85V42H84V37H82V35L81 34H83V33H81V34H78V32H76L77 34H78V36H76L75 34L73 35H71L72 36V40L73 39H77L76 41H80V37L79 36H81V39H82V42H84L83 44H82V47H80V44H77L78 45V47H80V48H78V53L75 51V58L76 59H78V60H80V61H83V60H85V58L86 59H92V57H89L88 55H92L93 54V61L94 60H96V59H98L97 61H95L94 63H96V62H100L101 64L104 62V61H106L105 59L107 58V59H111V61L110 62H113L112 64V67H111V63L110 64H108V61L107 62H105V64L107 63L108 65H109V67H108V69H106L107 67V64L106 65H104V63L102 64V66H105L106 68H103L101 65H99L98 63H97V66H95V69H94V67H93V69H92V72L91 73H93V71L95 70V72L98 70V72H97V76H95V74L93 75L94 76V78L95 79H99V75H98V73L100 72V76H101V78L103 77V75H104V77H105V79H109L110 80V82H109V80L107 81V82H104V81H106L105 79L103 80V78L102 79H100L101 81H103V85L104 86H102L103 87V89H102V87L100 86L102 83H100V82H96L99 86H94V85H91L92 86V88H98V87H101V90L100 91H102V93L103 94H101V96L98 94V95H96V96H99V97H95V98H97L98 99V102L96 101V100H94L95 101V103H99V102H101L99 105H101V106H97V109H96V113H93V114H99V115H95L97 118H98V116H101L100 118H99V120L97 119H95L96 121H97V126L96 125H94V126H96L95 128H98V122H100V119L102 120V123H104V122H106V123H104V124H106V125H108V126H104L105 127V129L106 128H108V127H110L111 125H113V123H114V126H115V123L117 122H120L119 121V118L118 119H116L115 120V118H113V116L115 115V117H117V113H120V115H122V116H118V117H122L120 120L122 121V123H121V125H120V123H118V127H119V129H121V128H124V129H126L125 131L126 132H124L123 134H121V133H117L116 132V134L118 135V134H121L124 138H122V140L125 142H123L121 139L119 140V138H120V136L118 135V136H115V138H109V139H111V140H113L112 142L114 143L113 144V147L116 149H114L116 152H119L120 151V146H123V145H127V147H126V149H124L123 151H120L119 153L120 154H122L125 158H131L132 159V156H134V154H136L138 151H142L143 149L144 150H146L148 153L150 152V155H152L153 157H154V159H155V163L158 165V164H162V168H161V170H159V169H156L155 168V166L154 167H152V168H150L152 165H150V164H152V161H151V159H148V160H150V163L148 162V160H147V162L148 163H146V160L144 161V159L142 160V161H140V166H139V168L141 169V170H143L144 171V173H145V175H146V178H147V184L149 185L148 186V189H149V191L151 192V194H152V196L154 197V202H155V208H153V209H151V208H149V211H150V213H149V216H147V220H148V223L149 224H152V233H155L156 234V237H157V239L155 238V236L154 237H152V235H150V233H146L147 235L146 236H144V234H142V236H143V238L144 239H146L147 240V243L146 244H144L143 243V238L141 237V235H136V236H133L135 239L134 240H132V237L131 238H129L125 243H131V245L133 246V247H135L136 246V243L139 245H137L136 247H135V251H133V250H131L132 249V247H130V246H128V247H126L125 248V243H122V245L117 249L118 251H119V253H120V250H121V254H119V256H117V254H116V252H118L117 250H115V248H113V249H110L109 251H107V252H103V253H100L98 256L97 255H94V258H96V256H97V258L99 259V263L98 264H116V262H119V260H121V262L122 263H124V264H130L132 261V263H134V264H136L137 262H134V260L135 261H138V263L137 264H158V263H160L161 264V262H159V261H161L162 260V263L163 264H177L178 262L180 263L181 261H176L175 259H181L182 257H180V256H183V258L182 259H184V257L186 256V253H188V252H186V253H183V255L181 254L180 255V253H182V251H180V253L179 252H176V250H175V247H180V242L178 241V240H175V241H178L179 243L177 244V242L175 243V241H174V235H176V234H178L179 233V230H181V229H183L182 227H184V224H182L180 221V225H179V223H177L178 224V226H179V228H177L176 227V229H178L177 231H176V234L173 232L172 233V231H173V229H174V224H175V221L177 220L178 221V219H176L178 216H176V214H177V210H179L178 209V206H179V208H180V210L181 211H183V209H187V208H185V202L183 201L184 199H185V201L186 202H188L187 200H186V198L184 197V196H182V198H177L176 196V198L175 197H173V195H170V196H167V195H165L166 197L165 198H167V199H165V198H161L162 196H164V194H162V193H160V191L159 190H161V185H163V182L165 181V175L167 174V171H168V163L170 162L171 163V160L172 159H175V158H182L181 156H183L184 154L182 153V147H185V148H188V146H186L184 143H189L190 144V148L191 149H193V148H195L194 150H192V151H194L193 152V157H190V156H192V155H190V156H188V154H186L187 156H188V158H190V159H193L194 161H196V162H194V161H192V163L194 162L195 164H197L198 163V161L199 160H201V158L203 159V161L206 159V157L208 158V160L210 159V158H212V156L210 157L209 155H207V154H203L204 152H206V151H202V152H199V154L197 153L198 151H200V149H202V148H200V147H198V146H200V145H198V141L200 140L201 141V143L204 141H206V140H208L207 142H208V144H211L212 142H211V138L212 137H214V136H216V138L218 139V140H221V141H223L224 140V137H226L227 139H230V141H231V143L233 144V142L235 141V142H239L240 140H239V138L241 139L245 134V130L243 131V130H241V132H242V134H241V136H240V133H239V129H241V127H240V125L241 126H248V130H250V131H253V128L255 129L256 128V131L258 132V134H262V132L261 131H263V125H262V123L264 124V120L262 121L261 119L262 118H264L263 116H264V114H263V112H264V110H262V114H258L259 115V120H261L260 122H262V123H259V122H253L252 123V121L254 120H252V118L250 117L251 115L249 114V116L247 115V113H246V115L243 113L242 115L241 114H238V116L239 117H236L237 115V113H240L239 112V109H241V107L242 108H245V109H248V106H250V103H251V101H252V97L254 96V94H251L253 91V89L255 90L256 88H257V83L256 82H260L259 81V79L262 81L263 79H264V26L262 27V26H259L257 23H256V20L253 18V16H250L249 17V15H250V13L252 14V13H259L260 11H258V10H261V8L263 7L264 8V0H261V2H260V0H239L238 2L236 1V2H234V3H237L236 5H237V7H235L236 5H234V9L232 8V10H230V11H232V12H229L230 13V18L228 19V20H226V18L227 17H225V19H223L222 20V16L219 18V14H222L223 12L221 11L220 12V10H222V9H219V8H222L221 6H224V5H227V1L226 0H220V2H217L216 3V1H219V0H173V1H166V3H164V2H162V1H164V0H150V1H147V2H144L145 0H143V1H139L138 0V2H140V4L138 3V2H136L137 0H121V1H123L122 3L121 2H119L120 0H114V2H113V0H101ZM108 1V2H107ZM247 1V2H246ZM19 2L20 3H25L26 5H22V8H23V11L22 12H24L25 14L27 13V15H25V16H27V18L29 17V15H30V22H29V19H23L22 17L24 16V14H23V16L21 17V19H22V21L21 22H23L24 20H28V21H26V23L28 22V24L26 25V23H24L23 22V24H25V26L24 27H26V28H24V29H29V30H31L32 29V32H33V34H32V32L30 33L29 31L27 32V30H23V26L20 28L21 30H23V32L21 31H18L20 34L18 35H16V33H14L13 34V36H15V37H17L18 39H20L19 38V36L20 35H22L23 37L21 38V39H23L24 38V36H25V34L26 35H28L27 36V38H26V36H25V38L26 39H28V38H31V39H33L34 38V35L36 36L38 33V38H39V36H41V38L43 39L44 38V40L43 41H48V44H47V47L49 46V44H50V42L52 41L51 39L52 38H55L52 42H51V46H54L56 49H59V47L62 45V43H64L63 44V46L65 45V44H67L66 42L67 41H63V40H61V38H62V35L63 34H59L60 32L62 33V27H63V24H62V22L64 23V19L62 18V16H61V18H62V21H61V23L59 22V23H56V22H58L59 20H56V19H60V17L59 18H57V16H60L61 15V8L62 7H59V8H57V9H54L53 7L54 6H56V5H54V4H57V2L55 1V0H19ZM46 2H48L47 4H46ZM56 2V3H55ZM99 2V1H98ZM118 2L122 5V9L121 8H119V4H118ZM127 2H128V4H127ZM130 2V3H129ZM144 2V3H143ZM170 2V3H169ZM173 2V3H172ZM195 4H194V3ZM197 2V3H196ZM223 2V3H222ZM241 2V3H240ZM49 3H50V5H54L52 8H51V6H49ZM60 3L61 4H63L62 2H61V0H60ZM59 3V5H61ZM69 2H66L65 1V4H63L64 6H63V9H62V11L65 9V6H67V4H68ZM110 3H113V7L115 8V7H117V5H118V9H121L119 12L117 11L116 13H114V15L116 14L117 16H118V18L119 19H117L118 21H115L116 20V18H117V16H116V18H113V12H115V9L112 7V4H110ZM115 3H117V5L115 4ZM126 3V4H125ZM138 3V4H137ZM148 5H147V4ZM164 3V4H163ZM178 5V6H180V7H178L176 4ZM219 3H221L220 4V7L218 8V6H219ZM233 3V4H234ZM239 3V4H238ZM249 3V4H248ZM29 4V5H28ZM33 4H35V5H33ZM94 4H96L97 5V1H96V3H95V1L93 2V6H95ZM105 4V5H104ZM107 4H110L111 6H110V10L112 9V11H109L108 9H109V7H107ZM116 6H115V5ZM131 4V5H130ZM142 4L143 5H147L146 7H144L143 6V10H141L142 9ZM153 6H152V5ZM156 4H158L157 6H156ZM174 5V7L172 6V5ZM215 4V5H214ZM46 5H47V7L49 6V8H47L46 7ZM128 5V6H127ZM139 5H140V7H141V9H140V7H139ZM149 5H151V6H149ZM192 5V6H191ZM251 5V6H250ZM62 6V5H61ZM90 6V7H89ZM104 6H105V8H104ZM109 6V5H108ZM137 6V7H136ZM170 6H172V7H170ZM178 7V10L176 9L177 7ZM29 7H31V8H33L32 10L29 8ZM91 8L90 10H89V8ZM121 7V6H120ZM149 7H153V8H149ZM169 7H170V9H169ZM176 7V8H175ZM195 7V8H194ZM226 6H224L223 8H225ZM41 8V9H40ZM135 8V9H134ZM176 10H175V9ZM194 8V9H193ZM228 8V7H227ZM231 8V7H230ZM38 9V10H37ZM46 9V10H45ZM117 9V8H116ZM117 9V10H118ZM123 9H124V11L125 12H122L123 11ZM155 9V11H153ZM237 9H239V10H237ZM255 9V10H254ZM46 11V12H43V11ZM101 10V14L100 13H98V14H96L97 12H99ZM131 10V11H130ZM134 10V11H133ZM135 10H136V12H135ZM157 10V11H156ZM181 11L180 12V14H179V12L178 11ZM41 11V12H40ZM55 12L54 14L53 13H51V12ZM57 11H59V14H58V12ZM108 11L109 12H111V13H109V15L111 14V16H112V19L111 18H109V17H111V16H109V17H107V13H108ZM133 11V12H132ZM153 11V12H152ZM172 11V12H171ZM229 11V10H228ZM257 11V12H256ZM263 11L264 10H261V13L264 15V13H263ZM35 12H38L36 15L34 14ZM47 12H48V14H47ZM127 12V13H126ZM142 12V13H141ZM158 12V13H157ZM44 13H46V15L44 16ZM51 15H50V14ZM118 13H121V14H118ZM152 13H155L156 15V17L157 18H155L156 19V24L153 22V24H151L152 22V20L154 19V14L152 15ZM185 13V14H184ZM229 13H227V14H229ZM29 14V15H28ZM31 14L34 16V18H33V16L31 17ZM41 16L42 14V16H41V18H42V20H40V16ZM58 14V15H57ZM104 14V16H101V17H99V15H103ZM124 14V15H123ZM218 14V15H217ZM249 14V15H248ZM37 15H38V18H37ZM50 15V16H49ZM52 15H53V17H52ZM54 15H57V16H54ZM85 15V16H86ZM106 15V16H105ZM119 15H120V17H119ZM162 15H163V17H162ZM168 15H170V18L168 17ZM44 16V17H43ZM47 16H49V17H47ZM160 16H161V18H160ZM168 17V19H166L167 17ZM237 16V17H236ZM55 17V18H54ZM87 17V16H86ZM97 17H96V19H97ZM104 17H107V19L106 18H104ZM218 17V18H217ZM229 17V16H228ZM33 18V19H32ZM35 18H37L38 20H40V22L43 24H38L39 23V21H36L37 19H35ZM44 18H47L48 19V21L50 20V23H53V25L52 24H49V22L48 21H44L45 23H43L42 21H43V19ZM50 18V19H49ZM101 18H102V20H101ZM163 18H165L166 19V21H168L166 24V32H165V30H164V34L162 35V33H159V29H163ZM214 18V19H213ZM220 21V22H222V23H220L217 19ZM223 18H224V16H223ZM236 18V19H235ZM84 19H86V18H84ZM104 19L107 21V22H109V25L107 24V22L105 23V25L103 24L104 23ZM110 19V20H109ZM114 19V20H113ZM165 19H164V21H165ZM170 19H171V21H170ZM221 19V20H220ZM231 19V20H230ZM233 19H234V21L235 22H233ZM16 20L17 19H12V21L11 22H9V26H14V24H15V22H16ZM34 21V23H33V21ZM45 20V19H44ZM112 20L114 21L113 23H115L114 24V26H112L113 25V23H112ZM121 22H120V21ZM131 20V21H130ZM157 20H158V23H157ZM217 20V21H216ZM36 21V22H35ZM52 21V22H51ZM91 20H88L87 22H90ZM110 21H111V24H110ZM154 21V20H153ZM226 21H228L229 23H230V25H229V23L228 22H226ZM20 22V21H19ZM38 22V23H37ZM120 22V23H119ZM124 22V23H123ZM218 22V23H217ZM35 23H37V24H35ZM123 23V24H122ZM132 23V24H131ZM233 23V24H232ZM48 24V25H47ZM58 24V25H57ZM86 24V21L84 22V26H86L85 25ZM90 24H91V22H90ZM89 24V25H90ZM119 24L121 25V27L119 26ZM125 24V25H124ZM128 24V25H127ZM155 24V25H154ZM165 24V23H164ZM170 24V25H169ZM222 24L224 25V26H222ZM249 24V25H248ZM28 25H29V28H28ZM35 25V26H34ZM52 26V27H50V26ZM60 25V26H59ZM91 25V27L90 28H92L93 26ZM98 25H100V24H98ZM111 25V26H110ZM124 25V26H123ZM155 27H154V26ZM158 25H160V26H162L161 28H159L158 27ZM226 25V26H225ZM34 27V29L35 30H33V27ZM41 26H42V28H41ZM45 26V28L43 29V27ZM46 26H48V28H46ZM55 26H57L56 28H54ZM62 26V27H61ZM83 26V27H84ZM105 26H108V29L105 27ZM118 26V27H117ZM250 26H252V27H250ZM36 27H39L40 28V30L39 29H37ZM49 27L52 29V30H50L49 29ZM61 27V28H60ZM82 27V28H83ZM87 27H89V26H87ZM87 27H85L86 29H87ZM109 27H111V30H110V28ZM114 27H115V29H114ZM122 29V31H121V29ZM125 27H127V28H125ZM151 27H153V29L154 28H156L157 29V31H156V29H155V31L157 32H155L156 34H155V36H154V34L151 36V34H150V30H149V28H151ZM164 27V28H165ZM174 27V28H173ZM243 27V28H242ZM78 28H81V26H79ZM82 28L80 29V32H81V30H82ZM124 28V29H123ZM239 28L241 29L240 31V33L238 32L239 31ZM41 29H42V31L43 32H47L48 31V33H42V31H41ZM48 29V30H47ZM54 29V30H53ZM61 29V30H60ZM137 29V30H136ZM250 29V30H249ZM37 30H39V31H37ZM45 30V31H44ZM83 30H84V28H83ZM82 30V31H83ZM107 30V31H106ZM111 32H113V34L111 35V33H110V31ZM126 30V32H124V31ZM24 31H25V33H24ZM36 33H35V32ZM52 32V35H51V32ZM89 31V30H88ZM88 31H86V32H88ZM95 31V30H94ZM116 31H119V33L117 34V32ZM130 33L131 31H134L133 33L136 35V31H137V35L134 37L133 35H131V34H129L128 32ZM138 31H140V32H138ZM153 32H154V30H152ZM163 31V30H162ZM27 32V33H26ZM41 32V33H40ZM107 32H109L108 33V35H107ZM115 32V33H114ZM152 32V33H153ZM161 32V31H160ZM2 33V32H1ZM5 33V32H4ZM22 33V34H21ZM23 33H24V35H23ZM30 33V34H29ZM85 33V32H84ZM124 33V34H123ZM126 33H128L127 35H126V37H125V34ZM132 33V32H131ZM139 33V34H138ZM140 33H142V35H144L143 37H146V39L144 40V39H142L141 37H139L141 34ZM238 33V34H237ZM3 34V33H2ZM1 34V38H7V37H5L4 35H7L6 33L5 34H3L2 35ZM41 34V35H40ZM44 34V35H43ZM49 36H48V35ZM116 34V35H115ZM122 34V35H121ZM32 36V37H30V36ZM46 35V36H45ZM55 35V36H54ZM59 35H61V37L59 36ZM98 35H99V37H98ZM104 35V36H103ZM108 36V38H107V36ZM119 35V36H118ZM157 35H159V36H157ZM160 35L162 36V38H165L166 36H167V39L169 38V40H171L172 42L170 43L169 41H167L168 43H166V40L164 41L166 44H164L163 43V45H162V41L164 40H159L160 42H158L157 40L160 38ZM3 36V37H2ZM8 36V38L10 37L11 38V34H9V35H7ZM13 36H12V38H13ZM44 36V37H43ZM52 36V38H50L49 40H47V38H49V37H51ZM71 36L68 38V39H70L71 38ZM111 36H113L112 38H111ZM123 36H124V39H122L123 38ZM129 36H132V37H130V38H128ZM138 36V37H137ZM165 36V37H164ZM242 36H243V38L244 39H242ZM139 38L138 40H140L141 39V41H139V42H141L142 44L144 43V41H146V42H148L149 41V47L148 46H146L145 45V47H144V51L145 50H147L146 49V47H148L149 49H148V52H150V54H147L148 55V57H147V59H148V61H146V63L148 62L149 63V61L152 59V60H155V61H153L156 65H155V67H157V68H160V67H162V68H160L159 69V71H160V73L161 74H158V75H160L161 77H162V75H164V72L163 71H165V69L164 68H166L167 69V67L169 66V68L171 67H173V69L172 70H174V72H176V71H178L176 74L178 75V73H179V80H177L176 78H178V77H176L177 75H175L174 74V72H173V74H172V72H171V74H172V76H171V78H173L174 80H171V79H169L168 80V78L166 77V79L168 80H166V81H164L162 78H164V77H162L161 79L164 81L162 84H164L165 82V84H167V82H168V84L167 85H171V83H172V85L171 86H166V85H160V83H161V81H159L160 83H159V87H158V90L159 89H161L160 88V86H163V90H161L160 92L161 93H163V91L165 90V89H167V91L166 92H168L169 93V99L168 98H164V96H162V95H164V94H161L158 90H156V89H154L156 86H147V87H145V91L148 93V94H144V97H145V95H147L146 97H148V95H151V96H149L148 97V100L149 101H152V102H154V104H156L157 103V106L159 107V106H161L163 103H159V98L158 97H160L161 98V101L162 102H164V104H165V106L167 107V108H165L164 110L167 112V115H166V120H165V122L166 123H164L163 124V126L165 127V125L167 126V129L166 128H164L163 127V130H164V132H162L161 133V131H162V129L161 128H159V127H161V126H159V127H157L158 125H160L157 121H158V119H156V121H155V116H156V114L157 113H154V112H156V110L155 109H153L152 108V105H151V102H149L148 100H146V97H145V100L147 101V102H145V104H144V101L145 100H143L142 99V101H140L141 100V98H142V96H143V94H136V96L134 95V97H136L135 99H136V101H137V105H136V101H134L135 102V105H134V109H133V107L131 106V103H133V102H131V100L134 98H130L129 99V97L128 96H130V94H127L128 92H130V90H129V88H130V85H131V83L133 82V80H131L132 82L130 83V85H128V83L129 82H127L126 80H127V78H128V80H130L129 79V77L130 76H134L135 77V79H134V82H135V80L137 79L138 80V78L142 75L140 72L141 71H139V77L137 76V71L136 70H134L133 69V71H134V73H133V75H130L129 76V74H126V72L125 71H130L129 69H130V66H132L131 65V63H132V60H135V58H133V57H136V55L135 54H132L133 52H134V50L132 49V48H130V49H132L131 51H130V49H127L128 47H130L128 44L129 43H133L132 41H130L129 42V39H135L136 41H137V38ZM152 37V38H151ZM17 38H15V39H17ZM24 38V39H25ZM36 38V37H35ZM38 38H36V40L35 41H37L38 40ZM40 38V39H41ZM58 38V39H57ZM59 38H60V40L61 41H59ZM242 40H241V39ZM254 38V39H253ZM257 38V39H256ZM30 39V41H33V40H31ZM89 39V38H88ZM108 39H111V40H109V43H105V42H107L108 41ZM118 39V40H117ZM128 39V40H127ZM153 39V40H152ZM51 40V41H50ZM93 40V41H94ZM112 40H113V43H112ZM120 40H123V42L122 43H120ZM144 40V41H143ZM148 40V41H147ZM198 40V41H197ZM254 40V41H253ZM39 41H41V40H39ZM42 41V42H43ZM50 41V42H49ZM70 41H71V39H70ZM174 41V42H173ZM197 41V42H196ZM255 41H257V42H255ZM60 42H62L61 44H60ZM91 42H88L89 43V45L90 44H92ZM118 42V44H116ZM127 42H129V43H127ZM138 42V43H139ZM146 42H145V44H146ZM258 42H261V44H259ZM57 43H58V45H57ZM75 43H77V42H75ZM113 44V45H111V47H112V49H114L113 50V52H115V50H117L116 51V53H115V55L113 56L112 55V49L110 48V44ZM119 43L121 44V49L120 48H118V49H115V47H117L118 45H119ZM173 43H174V45H175V43H176V45L177 46H180L179 48H180V50H182L181 52L179 51V49L178 50H176V47L177 46H173L175 49H172V50H176V51H173V52H175L174 54H176V57L175 56H173L172 55V52L170 53V47H168L169 45H173ZM251 43V44H250ZM115 44H116V46H115ZM168 44V45H167ZM232 44V45H231ZM246 44V45H245ZM249 44V45H248ZM253 44V45H252ZM4 44H2L0 47V56H2V58H0V59H6V57H5V55H6V53H5V50L7 51L8 50V47H4L3 46ZM85 45L87 46V48L85 47ZM107 45V46H106ZM108 45H109V48H110V50L111 51H109V53H107V52H105L106 51V49H104V48H108ZM227 45H230V46H227ZM239 45H241V46H243V47H241V46H239ZM251 45V46H250ZM256 45V46H255ZM258 45H259V47H261V48H259L258 47ZM103 46H104V48H103ZM106 46V47H105ZM120 46V45H119ZM118 46V47H119ZM122 46H123V48H122ZM164 46V47H163ZM244 46H245V49H244ZM247 46H250L249 48L247 47ZM58 47V48H57ZM85 47V48H84ZM101 48V50H102V48H103V50H102V52L101 53H99V51H101V50H99L98 51V48ZM173 47H171V48H173ZM221 47V48H220ZM225 49H224V48ZM237 47V48H236ZM239 47H241L240 49H239ZM253 47V48H252ZM258 49L257 51H256V48ZM49 48H50V46H49ZM49 48H46L47 50H44V52H48V49ZM61 48V47H60ZM99 48V49H100ZM156 48H157V51H156ZM158 48H160V49H158ZM178 48V47H177ZM220 48V50H218ZM227 48V49H226ZM5 49V50H4ZM51 49L53 50V48L51 47ZM86 49H88V51L86 50ZM92 49H93V51H92ZM97 49V50H96ZM123 49V51L122 52H129L128 54V60L129 61H131V62H129V65L130 66H127V64H126V61H128L127 59H126V55L127 54H125V53H121V55L120 54H118V53H120L121 52V50ZM152 49H154L155 51H156V53H155V51L154 50H152ZM163 49H167V50H163ZM221 49H223L222 51H221ZM228 49L231 51V53H228L229 51H228ZM238 49V51H240L241 49H243L244 50V52L242 51H240V54L238 53H236V50ZM246 49H248V50H246ZM261 49V50H260ZM125 50V51H124ZM160 50H161V52H160ZM217 50V51H216ZM226 50H227V53H226ZM246 50V51H245ZM254 50V51H253ZM4 51V52H3ZM51 51V50H50ZM92 51V52H91ZM94 51H97V52H94ZM133 51V52H132ZM169 51V52H168ZM183 51H186L187 52V55L185 54V52H184V54L186 55V58H185V56L183 57V55L182 56H180L179 55V57L181 58V59H183V58H185L184 60H185V62H184V60L182 61L181 59H178L179 57H178V54H177V52L179 53L180 52V54L182 53L183 54ZM215 51H216V53H215ZM261 52V55L262 56H260V57H258L259 55H260V52ZM2 52V53H1ZM44 52L42 53V55L44 54ZM45 53V57H50L49 56V54H50V52H48V53ZM83 52V53H82ZM86 52H91L90 54H86ZM112 52V53H111ZM152 52H153V54H152ZM222 52V53H221ZM234 52H235V54H234ZM5 53V54H4ZM99 53V54H98ZM106 53L108 54V56L109 57H112V58H108L107 56H106ZM169 54V56H168V54ZM2 54V55H1ZM46 54H48V56L46 55ZM97 54V55H96ZM125 54V55H124ZM226 54V58H225V55ZM4 55V56H3ZM42 55H41V57H42ZM95 55L96 56H99V55H102V56H100L99 58H97V57H95ZM112 55V56H111ZM119 55L120 56H122V55H124V56H122L121 57V59L123 60H121L120 59V57H119ZM135 55V56H134ZM154 56V57H156V59L153 57V58H151L150 56ZM171 55V56H170ZM233 57H235V55L239 58V61H238V59L236 60V62L238 63V66H239V68H240V72H239V77H238V80L237 81H240L239 83H237V81H236V83L235 84H233L232 85V87L230 88V90L227 88V86H225V88H227V90H229V92L226 90L225 92L227 93H225L224 95H223V93H222V95L220 96V94H217V97H218V95H219V97H218V99H219V103L217 102L218 101V99L215 97V98H213V96H206L207 98H208V100H209V98L210 97H212V99H215L214 101H215V103H211L212 105H214V106H212V105H210L209 107H208V109H207V104L205 103V109L204 108H202L201 106L202 105H200L201 104V102L199 101V100H201V98L202 97H204L205 95H210V92H213L214 93V91L212 90V88L214 87L213 85L214 84H216V81L218 80V83H220V82H222V80L221 79H223V77H224V75H226V74H228L230 71H228L227 69V72H219V68L217 69V70H215V68H217V66L218 67H220L221 68V70H222V67H224V68H231L232 67V63H233V61H235V58H234V60L232 59V56ZM7 56V55H6ZM43 56V58H45ZM78 56V57H77ZM85 56V57H84ZM126 56V57H125ZM212 56H213V58L214 59H218V61H217V59L216 60H214L213 58H212ZM3 57H5V58H3ZM41 57H39V58H41ZM133 58L132 60H131V58ZM162 57V58H161ZM169 57H170V59H169ZM174 57L176 58V60H174ZM183 57V58H182ZM224 57V58H223ZM47 58L46 59H43V60H47ZM96 58V59H95ZM116 58H119L118 60H116V61H113V60H115ZM164 58V59H163ZM208 58H210L209 59V63L206 65L205 64V60L207 59L208 60ZM229 58V59H228ZM231 58V59H230ZM243 58V59H242ZM256 58V59H255ZM257 58L259 59H261V58H263V59H261L262 61H260V62H258L257 61ZM99 59H102L101 61H103V62H101ZM126 59V60H125ZM157 59H158V62L160 63H157ZM212 59V60H211ZM39 61H41V62H43L42 61V59H38ZM91 60V61H92ZM125 60V61H124ZM151 60V61H152ZM161 60L164 62V61H166V62H161ZM212 61V63L214 62V61H216V64H212L211 63V61ZM214 60V61H213ZM1 61V60H0ZM92 61V62H93ZM169 61V62H168ZM176 61H179V62H176ZM187 61V62H186ZM203 61V62H202ZM230 61V62H229ZM116 62H118L117 64H116ZM122 62V63H121ZM123 62H125V64H123ZM178 63L177 64V66H179V68H177V66H176V64L175 65H173L172 63ZM183 62V63H182ZM241 62V63H240ZM258 62V63H257ZM261 62H262V67H261ZM119 63H121V65L123 64V68L124 69H126L125 71H123V68L120 66V64ZM134 63V62H133ZM132 63V64H133ZM147 63V65L146 66H150L149 64ZM161 63H162V65H161ZM171 63V64H170ZM230 63V64H229ZM116 64V65H115ZM150 64H151V62H150ZM159 64V65H158ZM169 64V65H168ZM182 64H184L186 67H184V65H182ZM250 64V65H249ZM125 65V66H124ZM134 65H136V64H134ZM133 65V66H134ZM165 65V66H164ZM216 65V67L214 68V66ZM116 66H119L120 67V69H121V71L120 72H125L124 74H122L123 76H127V78H123V76L121 75L120 76V73H119V71H117L118 73L116 74V70H117V68H115ZM99 67V68H98ZM136 67H137V65H136ZM181 67H183V69H187L188 70V72H186L187 70H185L184 72L182 71L183 69L181 68ZM234 67V66H233ZM231 68L232 70L234 69V68ZM261 67V68H260ZM98 68V69H97ZM103 68V69H102ZM112 68V69H111ZM114 68H115V71L113 72V70H114ZM129 68V69H128ZM133 67H131V69H132ZM138 68V67H137ZM181 68V70H179ZM223 68V69H224ZM105 69V70H104ZM110 69L112 70V71H110ZM161 69H163V71L161 70ZM243 69V70H242ZM104 70V71H103ZM108 70V71H107ZM101 71H103L102 73H101ZM105 71H107V72H105ZM133 71H131V72H133ZM155 71H156V69H155ZM163 72V74H162V72ZM167 71V70H166ZM165 71V72H166ZM169 71V70H168ZM167 71V72H168ZM171 71V70H170ZM197 71H199V72H197ZM224 71H225V69H224ZM243 71V72H242ZM94 72V73H95ZM108 72L110 73L109 75H108ZM186 72V73H185ZM115 73V74H114ZM128 73H130V72H128ZM181 73V74H180ZM203 73H204V76L202 77V75H203ZM211 74V77H210V74ZM132 74V73H131ZM166 75L168 74V73H165ZM197 74V75H196ZM46 75V74H45ZM47 75H49V74H47ZM166 75H164V76H166ZM188 75V76H187ZM195 75H196V77H195ZM50 76V75H49ZM108 76V77H107ZM110 76V77H109ZM120 76V77H119ZM129 76V77H128ZM189 76H190V78H189ZM206 76V77H205ZM48 77V76H47ZM138 77V78H137ZM159 77V76H158ZM195 77V78H194ZM199 77V78H198ZM205 77V78H204ZM126 79L125 81L126 82H124V80H122V79ZM186 78H189V79H187V81H189L188 83H186ZM204 79L207 83H204L203 82V80H201V79ZM212 78V79H211ZM263 78V79H262ZM95 79H94V81H95ZM165 79V78H164ZM197 79V80H196ZM216 81H215V80ZM221 81H220V80ZM258 81H257V80ZM139 80H140V78H139ZM138 80V81H139ZM176 80L177 81H179V83H177L176 82ZM195 80H196V83H197V85H198V82L197 81H202L201 83H204V85L203 86H201V85H198L199 87L201 86L202 88L206 85V86H209L210 87V89H211V91H210V89L208 90V87H206V89H203V90H201V88H200V90L201 91H204L205 90V92L207 93L208 91H210L209 92V94H206V93H202L201 92V94L200 93H196L194 90H196V88L193 90V88L196 86H194V87H192V81H194V83H195ZM209 80V81H208ZM254 80V81H253ZM174 81V82H173ZM181 81V82H180ZM213 82V85L211 84ZM215 82V83H214ZM254 82L256 83V84H254ZM100 83V84H99ZM109 83V84H108ZM111 83V84H110ZM115 83V84H114ZM126 83V84H125ZM136 83H138V82H136ZM136 83H135V85H133L134 83H132V86H133V88L136 86ZM95 84V83H94ZM107 84V85H106ZM117 84V85H116ZM139 84H142L141 83V80H140V83ZM139 84L137 85V86H139ZM144 84H146V83H144ZM208 84V85H207ZM210 84V85H209ZM253 84V85H252ZM96 85V84H95ZM109 85H110V87L112 88L111 89V91H110V88H109ZM113 85V86H112ZM181 85H182V89H181ZM212 85V86H211ZM216 85H218V84H216ZM251 85V86H250ZM109 88V90H108V88ZM116 86H118V87H116ZM128 86V87H127ZM132 86H131V90L133 89L132 88ZM248 86V87H247ZM114 87V88H113ZM116 87V88H115ZM166 87V88H165ZM254 87V88H253ZM125 88H128V89H125ZM187 88V89H186ZM205 88V87H204ZM247 88H249V91H248V89ZM253 88V89H252ZM99 89V88H98ZM118 89V90H117ZM214 89V88H213ZM233 89V90H232ZM116 90V91H115ZM185 91V92H183V91ZM192 90L195 92L194 94H193V92H192ZM197 90H198V87H197ZM200 90H198V91H200ZM238 90V91H237ZM241 90V91H240ZM97 91V90H96ZM99 91V90H98ZM97 91V92H98ZM104 91V92H103ZM106 91H107V93H106ZM132 91H134V89L132 90ZM131 91V92H132ZM157 91L161 94H156L158 97H155L156 95H155V93H157ZM197 91V92H198ZM127 92V93H126ZM165 92V91H164ZM165 92V93H166ZM100 93V92H99ZM105 93V94H104ZM113 93L115 94V95H118V96H114L113 95ZM124 93V94H123ZM190 95H189V94ZM250 93V94H249ZM116 98L115 100L114 99H112L113 97H111L112 95ZM125 94H127V97H128V99L126 100V96H125ZM171 94V95H170ZM186 94H188V95H186ZM232 95L233 94V98H232V103H234V104H232L231 105V107H229V105L226 103L225 104V106L223 107V105H224V101H222L223 99H225V97H227L228 95ZM239 94V95H238ZM132 96H133V94H131ZM140 95H142V96H140ZM154 95V97H152ZM166 95H168V94H166ZM165 95V97H167ZM179 95L180 96H182L183 98H185L186 100L188 99L189 100V102H191V99L194 101V103L195 104H189V102L188 103H186L187 101H185V99H183L182 101L180 100V99H182L181 97L179 98ZM204 95V96H203ZM211 95H212V93H211ZM213 95H216V94H213ZM248 95V96H247ZM251 95H253V96H251ZM264 95V94H263ZM262 94H259V100H261V101H259V103H258V101H257V103H258V105L259 104H261V105H264L263 103H260V102H262V101H264V96H263ZM93 96V94L90 96V97H92ZM95 96V95H94ZM110 97V99L112 100H110L108 97ZM124 96H125V99H123L124 98ZM131 96V97H132ZM138 96V97H137ZM140 96V97H139ZM171 96V97H170ZM225 96V97H224ZM244 98H243V97ZM260 96H261V98H260ZM81 97L83 98V97H85V96H82V94H81ZM103 97V98H102ZM108 99H107V98ZM221 97V98H220ZM93 99H95L94 97H92ZM99 98H100V100H105V99H107V105L105 104L106 103V100L104 101L105 103H103L102 101H99ZM105 98V99H104ZM137 98H138V100H137ZM139 98H140V100H139ZM151 100H150V99ZM152 98H155V99H158V101L157 100H152ZM172 98V99H171ZM223 98V99H222ZM252 98V99H251ZM262 98H263V100H262ZM90 99V98H89ZM162 99H164V100H162ZM174 99V100H173ZM199 99V100H198ZM203 99H205V97L203 98ZM217 99V100H216ZM134 100V99H133ZM132 100V101H133ZM169 100V101H168ZM180 100V103L178 102ZM246 100V101H245ZM93 100H91L90 101V103H89V105L90 104H92L91 102H92ZM128 101V102H127ZM138 101H140V104H139V102ZM160 101V102H161ZM167 101H168V104H169V106L171 107L172 105H173V107L172 108H168V104H167ZM245 101V102H244ZM130 102V103H129ZM149 102V103H148ZM198 102V103H197ZM200 102V103H199ZM202 102H204V101H202ZM205 102H207L206 100H205ZM209 102V101H208ZM218 104H217V103ZM226 102V101H225ZM242 102V103H241ZM248 102V103H247ZM94 103V102H93ZM148 103V104H147ZM173 103V104H172ZM179 103V104H178ZM193 103V102H192ZM210 103H208V105L210 104ZM223 103V104H222ZM238 103V104H237ZM104 104V105H103ZM130 104V105H129ZM146 104L148 105V107H149V109H147L148 107H146ZM150 104V105H149ZM170 104H172V105H170ZM187 104H189V106H194L195 108H197V111L198 112H200V113H197V112H193L194 110H196L194 107V110L191 108V107H189ZM204 104V103H203ZM218 106H217V105ZM41 105V106H40ZM106 105V106H105ZM109 105H110V107H109ZM127 105H129L128 107H129V109H128V111L126 110L127 109ZM141 105V106H140ZM176 105V106H175ZM198 105H200V107L202 108V112H203V109H204V114H206V112L208 113V115L205 117V115L204 116H202V112L201 111H199V110H201V108L199 109L198 108ZM222 105V106H221ZM245 105V106H244ZM39 106H40V109H39V107L37 106V108H35V110H33V113H32V116L30 117V119H28V122L26 121L25 123H20V126L21 125H23V126H21V127H19V133H17V134H19L20 136H19V138H23L24 136H26L25 137V139L26 138H28L29 137V132H31V130H29L28 128H31V127H34V128H38V126H39V124H40V128H41V130H43L44 129V131L45 132H43V134H41V133H39V134H41L42 136L44 135V136H46V135H48L47 133H49V126L48 127H46L45 126V124H47V121H48V118L47 117H49V113H48V111L46 110V108H43V106H42V104H39ZM109 108H108V107ZM139 106V108H137ZM143 106V107H142ZM151 106V107H150ZM156 106V107H157ZM163 106V108L165 107L164 105H162ZM234 106V107H233ZM89 107H92V109L94 108V107H96L95 105H94V107H93V105H91V106H89ZM101 107H103V108H101ZM176 107H177V109H176ZM180 107V108H179ZM215 107H220V108H218V109H221V111L223 110V108H224V112H225V110H226V112H225V115H224V113H223V115L225 116V118H224V121H219V118H221L220 116L222 115V113H218L216 110V108ZM222 107V108H221ZM45 109V111L43 110V109ZM101 108V109H100ZM130 108H132V109H130ZM138 110H137V109ZM162 108V109H163ZM181 110H179V109ZM190 108V109H189ZM209 108H211V109H209ZM229 108V109H228ZM231 108V109H230ZM99 109H100V113H99ZM118 111H117V110ZM121 109V110H120ZM143 109V110H142ZM169 109H174V110H172V111H175V109H176V112H172L171 110V112L169 111ZM186 109H187V111H186ZM238 109V110H237ZM40 110V112H38ZM104 112H103V111ZM112 110H113V112H112ZM115 110V111H114ZM125 110H126V112H125ZM132 110H134L133 111V113L131 112ZM145 112V115L144 116H142L143 115V112ZM154 110V111H153ZM183 110H185V111H183ZM209 110V111H208ZM212 110V111H211ZM230 110L232 111V112H230ZM249 110V109H248ZM94 111V110H93ZM102 111V112H101ZM136 111V112H135ZM147 111H150V112H153L154 113V115H153V113H150V112H147ZM189 111V112H188ZM234 111H236V112H234ZM238 111V112H237ZM110 112V113H109ZM113 114H112V113ZM115 112V113H114ZM125 112V113H124ZM130 114H128V113ZM135 112V113H134ZM142 112V113H141ZM170 112V113H169ZM184 112H186V114H183ZM211 112V113H210ZM213 112H214V114H215V112H216V114H219V115H214V118L213 117H211V116H213L212 114H213ZM227 112H228V114H227ZM35 113V114H34ZM127 116V117H129V118H131V120L128 118L127 119V117H124L125 115ZM133 115H132V114ZM139 113H140V116H141V120L142 121H140L139 122V120H138V118L140 119V117H138L139 116ZM172 113H173V116H172ZM175 113H178V118L180 117V114L183 116L184 115V117H182L181 119H182V122L180 123V124H178L177 126V128H178V130H176L177 128H175V130H176V132H175V135H173V130H169V128L171 127V125L170 126H168L169 124H171L169 121L171 120L172 121V124H173V128L172 129H174V127H176L175 126V124H177L178 122L177 121H181L180 120V118H179V120H175V119H173V118H176V117H174L175 116ZM231 113H233V114H231ZM236 113V114H235ZM242 113V112H241ZM39 114V115H38ZM93 114H92V116H93ZM101 114H103L104 116H105V118H104V116L103 115H101ZM150 115V118L148 117L149 115ZM190 114L191 115H194V116H196V115H200L201 114V117H199V115H198V117L196 116V117H194V116H192V117H190ZM35 115H37L36 117H35ZM138 115V116H137ZM177 115V114H176ZM222 115V116H223ZM233 115V116H232ZM243 115H245L244 117H243V121L241 120L242 118V116ZM47 116V117H46ZM95 116H93V118H95ZM109 116V117H108ZM112 116V117H111ZM153 116H154V118H153ZM167 116H168V118H167ZM219 116V118H218V120H217V117ZM223 116V117H224ZM229 116V117H228ZM232 118H231V117ZM247 116V117H246ZM261 116V117H260ZM46 117V118H45ZM123 117L125 118V119H123ZM133 117V118H132ZM136 117H138V118H135ZM194 117V118H193ZM236 117V118H235ZM250 117V118H249ZM32 118H34V120H36L35 122H34V120L32 119ZM43 118H45V120L43 119ZM65 118H67V117H65ZM106 118H109V120H107ZM111 118H113V120L111 119ZM172 118V119H171ZM187 118V119H186ZM191 119V120H189V119ZM196 118H201L200 120L201 121H198ZM235 118V119H234ZM239 118H241V119H239ZM257 118V117H256ZM152 119L155 121V122H153L152 121ZM248 119H249V121H248ZM42 120H44V121H42ZM106 120V121H105ZM124 120H126V124H125V121ZM133 120H136V121H133ZM150 121V124H151V121L153 122L152 124H154V126L153 125H150V124H148L149 122H145L144 124H142V128H145L146 130H144V129H142L141 131H139V134L137 133L138 132V130H140L141 128H140V124L139 123H141V122H144V121ZM176 121V123H175V121ZM214 120V121H213ZM222 120H223V118H222ZM241 120V121H240ZM38 121V122H37ZM64 119L63 120H60V123H58V126L57 127H55V128H53L52 129V132H51V134H50V137H49V139H51V144L47 147V149L45 150V152L42 154V156L39 158L40 159V161L37 163V164H35L34 166H36L35 167V169H38V168H40V169H38L37 170V172L39 173V175H42L41 173H47V170L49 169V168H53L54 167V163H55V160H56V156H57V154H58V152L60 151V149H61V144H62V142L64 141V135L61 133L62 132V128L64 129V124H62V123H64ZM113 121V123H111V122ZM133 122L132 124L134 125L135 123H137V126H132V124H131V122ZM186 121V122H185ZM218 121H219V123H221V122H224L223 124H225L224 126L225 127H227L226 125H228V128H232L233 126V128L235 129H230V131L231 132H229V130H228V128L226 129V131H225V129H221V130H218V131H216V135H213V133L212 132H210V131H208L207 129L205 130V131H202L201 133L200 132H198V130L200 131V129H198V127L199 126H211V125H215L216 123L218 124ZM247 121H248V124H247ZM30 122V123H29ZM40 122V123H39ZM130 122V123H129ZM156 122H157V125H156ZM175 124H174V123ZM193 123V125L191 126L190 124L191 123ZM249 122L251 123V125L249 124ZM29 125H31V127H29L28 126V124ZM102 123H101V125H102ZM117 123H116V126H117ZM127 123H129V125H127ZM186 123H187V125H188V127H190L189 129L187 128V132H185V128L187 127V125H186ZM239 123H241V124H239ZM258 125H257V124ZM27 124V125H26ZM35 124V125H34ZM123 124V125H122ZM147 124H148V128L147 127H144V126H147ZM60 125H61V127H60ZM100 125V126H101ZM125 125V126H124ZM139 125V126H138ZM144 125V126H143ZM186 125V127H183V126H185ZM262 125V126H261ZM26 126V127H25ZM27 126H28V128H27ZM94 126L92 127V128H94ZM99 126V127H100ZM113 126V127H114ZM121 126H124V127H121ZM153 126V127H152ZM253 126V127H252ZM255 126V127H254ZM261 126V127H260ZM22 127H24V128H22ZM46 127V128H45ZM103 127V126H102ZM121 127V128H120ZM129 127H131L133 130H134V132H136L137 134H138V139L136 138V135L137 134H135L134 132H133V130L132 129H128ZM140 128V129H135V128ZM150 127H152V129L150 128ZM169 127V128H168ZM22 129V131H21V129ZM34 128H32V129H34ZM60 130H59V129ZM116 128V127H115ZM161 129V131H159L160 133H161V135H163V133L166 135V137H165V139L166 138H168V142L166 141V142H164L165 140H163V138L162 139H160V137H161V135H160V133L159 132H157V129ZM194 129L195 130V132H197L196 133V135H197V137H195L194 135H193V137L191 136L192 134H195V133H192L190 130L191 129ZM205 128H208V127H205ZM239 128V129H238ZM260 128L262 129V130H260ZM90 129V128H89ZM100 129L101 128H98V129H96V130H94V131H100ZM149 129V130H148ZM155 129H156V131H155ZM158 129V130H159ZM183 129H184V131H183ZM24 130V131H23ZM38 130V129H37ZM37 130H36V132H37ZM92 130V131H93ZM131 131V133H134L135 135V137L134 138H131V137H133L131 134H129L130 133V131ZM136 130V131H135ZM150 130H153L152 132L150 131ZM166 130H168V131H166ZM174 130V131H175ZM228 130V131H227ZM238 132H237V131ZM80 131V130H79ZM82 131H84V130H82ZM92 131H91V133H92ZM93 131V132H94ZM102 131H104V130H102ZM144 131H146V132H144ZM177 131L178 132H183L184 134H187L186 136H184L183 135V133H181V134H179V133H177ZM193 131V130H192ZM220 131V132H219ZM236 131V132H235ZM38 132H40V130H38ZM54 132V133H53ZM84 132H86V130L84 131ZM88 132V134L89 135H92L91 133H89V131H87ZM86 132V133H87ZM127 132H129V133H127ZM156 134H155V133ZM168 132V133H167ZM173 132V133H172ZM189 132H191L190 133V138H192V139H189V137H188V134H189ZM208 133V135H207V133ZM224 132H228L227 134H225ZM234 132H235V135H234ZM248 132V131H247ZM23 133V134H22ZM24 133H27L26 135L24 134ZM125 133H127V134H125ZM150 133H153V135H148V134H150ZM159 133V134H158ZM169 133H171L170 135H168ZM177 133V134H176ZM238 133V134H237ZM31 134V133H30ZM33 134V133H32ZM95 134V133H94ZM93 134V135H94ZM129 134V136H127ZM142 134V135H141ZM154 134H155V136H154ZM178 134H179V137H180V135H183V136H181V139L180 140H178ZM205 134H206V136H208L209 138H207L206 136H205ZM228 134H231V136L232 137H229L228 136ZM244 134V135H243ZM24 135V136H23ZM56 135V136H55ZM93 135H92V137H93ZM126 137H125V136ZM145 135H147V136H145ZM160 135V136H159ZM164 135V136H165ZM177 135V136H176ZM237 135V136H236ZM17 136V135H16ZM60 136V137H59ZM144 136L147 138V139H144ZM152 136H154V137H152ZM173 136V137H172ZM206 138H205V137ZM238 136H240V137H238ZM18 137V136H17ZM17 137H15V139L17 138ZM91 137V136H90ZM118 137V138H117ZM129 137V139L131 138V140L130 141H133V142H129L130 144H126L127 142L126 141H128L129 139H126V138H128ZM178 137V138H177ZM188 137V138H187ZM195 137V138H194ZM199 137H200V139H199ZM245 137V136H244ZM260 137H263V135H261ZM63 138V139H62ZM136 138V139H135ZM151 138V142L156 138L157 139V141H158V143L159 144H156V145H159V146H151V144H153V142L151 143V144H145L146 143V140H147V143H148V141H149V139ZM152 138H153V140H152ZM197 138H198V141H197ZM236 138H238V139H236ZM24 139V138H23ZM132 139H134V140H132ZM155 139V140H156ZM173 139H175L176 140V142L178 143V147H180V146H182V147H180V149H181V151H180V149L179 150H176L177 151V153L178 154H176V151H174V150H172V144L174 143V144H176V142H172V140ZM206 139V140H205ZM233 139V140H232ZM62 140V141H61ZM154 140V141H155ZM163 140V141H162ZM121 143H123V144H121ZM169 141H170V143H169ZM184 141H186V142H184ZM57 142H60V143H57ZM220 142V141H219ZM53 143V144H52ZM116 143V144H115ZM121 145H120V144ZM155 143H157V142H155ZM172 143V144H171ZM186 143V144H187ZM201 143H199V144H201ZM55 144V145H54ZM166 144H168V145H166ZM171 144V145H170ZM180 144V145H179ZM196 144V145H195ZM51 145H54L55 147H53V146H51ZM58 145V146H57ZM120 145V146H119ZM149 147H148V146ZM177 145V144H176ZM118 146H119V148H118ZM167 146V150H166V148L165 147ZM171 147V148H168V147ZM53 149H52V148ZM152 147H156L155 149L157 150V152H156V150H155V152H154V154L151 152L152 150H151V148ZM174 147H175V145H174ZM174 147H173V149H174ZM158 148V149H157ZM165 148V149H164ZM175 148H177V146L175 147ZM198 148V149H197ZM200 148V149H199ZM56 149V150H55ZM119 149V150H118ZM164 149V150H163ZM190 149V150H191ZM197 149V150H196ZM52 150V151H51ZM54 150V151H53ZM168 150H169V152H168ZM47 151H51V152H47ZM154 151V150H153ZM159 151V152H158ZM165 152V155L166 156H164V152ZM172 151V152H171ZM174 151V152H173ZM191 151V152H192ZM196 151V152H195ZM235 149L233 150V151H226V153H224V151H220V152H217L216 153V157H213L212 158V161L210 162V160H209V162H210V166L208 165L207 167H209V169L207 170V171H209L210 172V174H209V172H207L206 170H203V171H201V169L200 168H198V169H200V171L201 172H207L206 174H208L207 176L206 175H204L205 173H201V172H197V171H199V170H195L196 169V165H194V163H193V165H191L190 164V161L191 160H189L188 159V162H187V167H195L194 168V172H188L187 171V173H189V174H187L188 176H190L191 175V177H193L194 179H193V184H194V189H193V187H191L190 189H193V191H197V190H200V188H201V183H202V179L203 178H201L202 176L204 177V182H203V184H205V185H203V188H201V190L203 191V193H202V195L200 196V197H196L195 199H196V201H195V203H194V200H193V203H192V201H191V203L195 206V207H197L198 208V213H199V215H201V217L202 218H204V216H205V211H206V209H210L211 211H212V213H213V216H214V214H215V220L217 219V222H219V223H217V224H219L220 225V222H222V223H226V224H228V223H230L228 220H233L231 223H235L234 225H232V224H229V225H227V227H225V228H227V229H229V230H232V229H230V228H232L233 226H236V225H238V227L236 226L235 228L236 229H238L239 228V225L240 224H238V221L237 220H239L240 222L239 223H241L243 220H246V219H243V213H244V215H245V212H246V214H248V212H249V215H247V217H248V221H252V219H251V215H254L253 213H256V214H258V216H259V218L260 217H262L263 216V214H264V209L262 208V207H264L263 206V201H264V199L262 198V202L261 203H259V206H260V210H261V212H263V213H261V212H259L258 213V210H259V208L258 209H254L253 207H250V205H249V203H250V201L248 202H246V199L244 198L243 199V197H239L240 199H238V197H237V195L240 193L239 192V186L241 187V185H243L242 183H241V181H243L244 180V178H245V180H246V176L243 178L242 176V178H240L238 181H240L239 183H240V185H239V183H234L232 180H233V178H228V179H226V180H228L229 181V183H228V181H227V183H225L226 181L224 180V178H222V175H218L219 173H221L222 174V170L220 169V167L221 168H223V166L224 165H226L227 163H229V165L227 164L226 166L228 167H226V166H224L225 168H227L228 170V172H231L232 170L234 171V168L236 167V165L237 164H240V161L239 162H237V158L238 157H240L239 155L240 154H237V152L235 151ZM231 152V153H230ZM232 152H234V153H232ZM126 153V154H125ZM167 153H168V156H167ZM172 153H175V154H172ZM189 153H190V151H189ZM219 153H221L220 155H219ZM229 153H230V158H228L229 157ZM156 154H157V156H156ZM227 154V155H226ZM235 154V155H234ZM46 155V156H45ZM56 155V156H55ZM85 155V154H84ZM83 155V156H84ZM160 155H162V156H160ZM173 155V156H172ZM185 155V156H186ZM195 155V156H194ZM196 155H197V157H196ZM222 155V156H221ZM234 156V157H232L231 158V156ZM263 155V154H262ZM49 156H53L54 157V159H53V157L51 158V160L53 159L54 161L50 164V162H51V160H48L49 159ZM115 157H116V155H114ZM176 156V157H175ZM178 156H180V157H178ZM218 156H219V158L220 157H222V160H221V162L224 164V165H222V164H220L221 162L218 160ZM226 156V158L224 159V157ZM264 156V155H263ZM45 157V158H44ZM48 157V158H47ZM152 157V158H153ZM160 157V158H159ZM162 157V158H161ZM175 157V158H174ZM199 157H200V159H199ZM237 157V158H236ZM67 158V159H66ZM114 158V157H113ZM166 158V159H165ZM197 158V159H196ZM214 158H217V159H214ZM227 158H228V160H227ZM233 158H235V159H233ZM45 159H47V163H44V162H46L45 161ZM115 159H117V157L115 158ZM114 159V160H115ZM158 159H160V160H158ZM217 160L218 161V163L220 164H218V163H216L214 160ZM229 159H230V161H229ZM64 160H66V161H64ZM63 161H62V164H63V166H64V164H66V167L64 166H62V164H61V162H60V164H61V166H59V170H60V168H61V171H62V173H61V171H59V173H60V175L62 174V175H65L66 177H67V175H66V173L68 174V177L66 178V177H62L63 179H61V176L58 178V179H56L55 181V185L53 184V186L55 187V189L56 188H62L63 187V189H64V187H65V192L67 191V193L69 194L68 196V198H67V194L65 193H62V192H64V191H62V189H60L59 191L61 192H59L58 191V189L56 190V196L60 193L62 196H64V197H61L60 196V194L56 197L55 195H52L53 197H52V199L53 200H51V206L52 207H57L58 206V209L59 210H66V212H67V210H69V215H70V212L72 213V211L73 212H75L74 210H76L77 212L79 211V208L80 207H78V206H76L75 207V209H74V206H72V205H76V203L78 202L77 200H79L78 199V195H76L78 192H77V189H78V186H74L75 184H74V182L76 183V181H77V179L79 178L78 176L79 175H83V173H81L80 174V172H82L83 170H84V172H86L85 171V169H83V167L81 168V167H79L80 166V164H78V163H74L72 160H70V157L67 155L66 157H65V159H64ZM68 160V161H67ZM111 160H112V158H111ZM114 160L113 161H111V162H113L114 163ZM157 160H158V163H157ZM163 160V161H162ZM224 160V161H223ZM234 160V161H233ZM241 160V159H240ZM69 161H72V163H70ZM116 161V160H115ZM119 161V160H118ZM159 161H161V163H159ZM229 161V162H228ZM231 161L233 162V164L231 165ZM37 162V161H36ZM35 162V163H36ZM49 162V163H48ZM163 162H165V163H163ZM208 162V161H207ZM207 162H205V164L207 163ZM209 162H208V164H209ZM41 164V166H40V164ZM44 163V164H43ZM116 165H115V167L118 165L119 167H121L119 164H118V162L116 161ZM146 163V164H145ZM212 163H213V166H212ZM216 163V164H215ZM38 164H39V167H38ZM49 164H50V166H49ZM68 164H70V165H68ZM76 164V165H75ZM115 164V163H114ZM113 164V165H114ZM147 165L146 166V168H145V165ZM165 164V165H164ZM166 164H167V166H166ZM46 165V167H44V166ZM72 165V166H71ZM79 165V166H78ZM112 165V164H111ZM150 165V167H149V169H147L148 168V166ZM204 165V164H203ZM231 165V166H230ZM53 166V167H52ZM74 166V167H73ZM167 168H166V167ZM217 166V167H216ZM38 167V168H37ZM70 167V168H69ZM98 167V169H99V165L97 166ZM100 167H102V166H100ZM113 167V166H112ZM115 167H113V168H115ZM200 167V166H199ZM215 169H214V168ZM43 168H44V171H43ZM46 168V169H45ZM70 170H69V169ZM76 168V169H75ZM78 168V169H77ZM95 169H96V171H94L92 168H91V171H90V169L89 170H87L88 172V174H87V176L90 174V172H91V174L92 175H89L91 178H92V180H91V178H90V181H94V184H96V185H98V186H100V187H102L103 189H104V191H106V192H111L112 191V189H113V191L112 192H114L116 189H117V187H118V183H114V181H117V180H113L114 178H116V177H114L113 175L114 174H116V173H114L112 176L110 175V172H109V175L110 176H108V175H106V174H108L107 173V171H106V169L107 168H105V167H102V168H104L105 169V171L102 169H99V170H101V171H99L98 172V169L96 168V167H94ZM163 168H165V169H163ZM204 169H207L206 167H205V165H204V167H203ZM233 168V169H232ZM42 169V170H41ZM66 169V173L65 172H63V170H65ZM79 169H81V170H79ZM83 169V170H82ZM118 169V168H117ZM154 169V170H153ZM224 169V168H223ZM245 168H243V169H241V171H242V173H244V170ZM118 170H120V168L118 169ZM156 170V171H155ZM160 172H159V171ZM215 170V171H214ZM220 170H221V172H220ZM226 169H224V171H225ZM43 171V172H42ZM78 171H79V173H78ZM111 171V170H110ZM149 171L150 172H152L151 174L152 175H154L155 174V172H159L158 174V176H155L154 175V179L152 180V183H153V181H154V183L153 184H150V182L151 181H148L149 180V178L152 176L150 173H149ZM154 171V172H153ZM227 171H225V172H227ZM41 172V173H40ZM69 172V173H68ZM72 172V173H71ZM78 173L79 175L77 176V174L76 173ZM93 172V173H92ZM104 172V173H103ZM115 172H116V169H115ZM120 172H123V171H120ZM124 172H126V174L128 175V174H131V169L129 168H127V169H125V171ZM162 172H163V174H162ZM214 172H217V175L214 173ZM63 173H65V174H63ZM74 173V174H73ZM103 173V174H102ZM154 173V174H153ZM192 173V174H191ZM211 173H213V174H215V175H211ZM72 174V175H71ZM86 174V173H85ZM98 174H100V175H98ZM111 174H112V172H111ZM151 175V176H148V175ZM162 174V175H161ZM223 174H224V172H223ZM246 174V173H245ZM75 175V176H74ZM74 176V177H73ZM78 178H77V177ZM88 176V177H89ZM211 176V177H210ZM216 176V177H215ZM224 176V175H223ZM77 178L76 179V181L73 179V178ZM100 177V178H99ZM104 177V178H103ZM110 179V181L111 182H109V179ZM114 177V178H113ZM136 177H137V180H142V179H138V177L139 178H141L142 177V174L141 173H137L136 174ZM155 177H159V179L158 178H156L155 179ZM214 177V178H213ZM220 177H221V179H220ZM105 178L106 179H108V181H106V186H104V184L105 183H103L104 182V180H105ZM164 178V179H163ZM196 178V179H195ZM60 179H61V181H62V183H61V181H60ZM64 179H66L67 181L65 182V180ZM94 179V180H93ZM99 181H97V180ZM99 179H103V182L101 183L100 182V180ZM144 179V178H143ZM163 179V180H162ZM210 179H211V181H210ZM161 180H162V183H161ZM220 180V182L219 183H221L222 182V185L220 186V184L218 183V181ZM244 180V181H245ZM74 181V182H73ZM97 181V182H96ZM159 181V183L157 184V182ZM191 181L192 180H190L189 179V182H190V184H191ZM201 181V182H200ZM225 181V182H224ZM58 182V183H57ZM107 182H109V184H107ZM60 183V184H59ZM66 183V184H65ZM231 183V184H230ZM244 183V182H243ZM67 184H68V187H67ZM78 184V183H77ZM76 184V185H77ZM79 184H80V181H79ZM228 184V186L226 187V185ZM234 184H236V186H238V188H237V190L235 189L236 188V186L234 187L233 185ZM238 184V185H237ZM108 185V186H107ZM152 185H156V186H152ZM212 186V188H211V186ZM223 185H225V186H223ZM232 185V186H231ZM112 186H114V187H112ZM190 186H192V185H190ZM205 186V187H204ZM219 186V187H218ZM226 187V188H223V187ZM160 187V188H159ZM209 187H210V189L212 190H215V191H210V193H208V189H209ZM228 187H230V189L228 188ZM232 187L234 188V189H232ZM154 188V189H153ZM197 188V189H196ZM222 188V189H221ZM71 189V190H70ZM74 189V190H73ZM102 189V190H103ZM209 189V190H210ZM220 189V190H219ZM227 190L228 191V194L226 193L227 191H225V190ZM232 189V190H231ZM222 190H223V192H222ZM233 190H235V192H233ZM241 190V189H240ZM22 190L20 189L19 190V192H21ZM57 191H58V193H57ZM76 191V192H75ZM190 191V190H189ZM217 191V192H216ZM158 192H159V194H158ZM191 193H192V190L190 191ZM214 192V193H213ZM218 192H220L223 196L222 197H225V195H227L226 197H229L230 199H231V201L233 202V205L231 204V202H230V204L228 203L229 201H227V203H228V207L229 208H227V207H225V206H227V205H225L224 207H225V209H224V207L222 208L221 207V204H222V202L224 203V201L226 202V200H224V198H222V197H220V195L221 194H219ZM232 192V193H231ZM190 193V194H191ZM212 193V194H211ZM216 193H218L219 194V196H218V194H216ZM232 195H231V194ZM235 193V194H234ZM54 194V193H53ZM124 194V193H123ZM128 194V193H127ZM131 195H132V193H130ZM233 194H234V200H232V198H233ZM237 194V195H236ZM242 194H243V191H242ZM76 196V197H73V196ZM131 195H123L122 197H123V200H127ZM214 195H215V197H217L216 199L217 200H215V199H213V200H215V202H217L218 201V198H222V199H219L220 201H218L217 203H215L216 205H215V208L214 207H212L213 206V204L211 205L210 203H211V197L210 196H212V198H214ZM230 195V196H229ZM236 195V196H235ZM264 195V194H263ZM19 196V195H18ZM18 196H12V197H18ZM172 196V197H171ZM244 196V195H243ZM72 198V200L74 201H72L71 202V200L69 199V198ZM171 197V198H170ZM208 197H210V199L208 200ZM232 197V198H231ZM244 197H246V196H244ZM64 198V199H63ZM75 198V199H74ZM131 198V197H130ZM58 199V200H57ZM63 199V200H62ZM68 199V200H67ZM77 199V200H76ZM82 199H84V198H82ZM133 198H131L130 200H132ZM177 199V200H176ZM200 199V200H199ZM225 199H227V198H225ZM230 199H228V200H230ZM62 201L61 202V204L59 203L58 204V202H60V201ZM129 199L127 200V206H126V208L128 207V201L130 202V208H129V210H131L132 209V206H134V204L136 203V200L135 201H133L134 203L133 204H131V202L132 201H130ZM134 200V199H133ZM247 200H250V199H247ZM53 201V202H52ZM67 203H66V202ZM173 201V202H172ZM64 202V203H63ZM80 202V201H79ZM168 204H167V203ZM199 202H200V204H199ZM202 202V203H201ZM55 203H57V205L55 206ZM66 203V205L64 206L63 204H65ZM221 203V204H220ZM243 203V204H242ZM244 203H246V204H248L246 207L244 206ZM54 204V205H53ZM78 204V203H77ZM82 204V203H81ZM158 204V205H157ZM170 204H173V205H175V206H172V205H170ZM197 204V205H196ZM224 204H226V203H224ZM223 204V205H224ZM48 205V204H47ZM178 205V206H177ZM205 205V206H204ZM230 205V206H229ZM48 206H50V203H49V205ZM48 206H46L47 208H48ZM51 206L49 207V209H51ZM62 207V209H61V207ZM99 207H101V208H99V207H97L96 205H95V208L97 207V209L96 210H98V212L95 210L94 212H95V214H98L97 216L98 217H96L95 216V214H94V212H93V214H94V216H93V214H92V216H93V218H95L96 217V219L98 218L99 219V217H101L100 216V213L103 215L104 213V211H102V209L104 208V207H102L103 205H98ZM161 206H162V208H161ZM172 208H174L175 209V211H176V214L175 215H172V213L174 212V209L172 210V213L170 214V208L171 207ZM220 206V207H219ZM258 206V207H259ZM43 207H45V206H43ZM73 207V208H72ZM168 207V208H167ZM219 207V208H218ZM245 207V208H244ZM248 207V208H247ZM47 208H43L44 210H43V212H47ZM70 208L72 209V210H70ZM127 208V209H128ZM176 208H177V210H176ZM183 208V209H182ZM204 209V211H203V209ZM221 208V209H220ZM242 208H243V211H242ZM249 208L251 209V210H249ZM135 209V207L133 208V210ZM224 209V210H223ZM51 210H53V208L51 209ZM99 210H101V211H99ZM103 210H105V209H103ZM132 210V211H133ZM160 210H163V213H161V211ZM249 210V211H248ZM259 210V211H260ZM49 212H51L50 210H48ZM80 211H81V209H80ZM79 211V212H80ZM132 211H130V212H132ZM170 211V212H169ZM186 211V210H185ZM185 211H183L182 213H180V215H182V214H187V212L188 211H186V213H185ZM240 212V216H239V212ZM255 211V212H254ZM77 212H76V214H77ZM180 212V211H179ZM217 212V213H216ZM161 213V214H160ZM160 214V215H159ZM217 214V215H216ZM242 214V215H241ZM255 214V215H256ZM260 214H262V215H260ZM158 215V216H157ZM164 215H165V217H164ZM169 215H172L173 217H175V221H174V223H173V221H171V223L169 222L170 220H171V217L169 216ZM178 215V214H177ZM184 215H182V217H184ZM190 215V214H189ZM48 216V215H47ZM46 216V217H47ZM55 215H53V217H52V215H51V218L49 219V221L50 220H52L53 218H55L54 217ZM72 216H74V215H72ZM76 216V215H75ZM78 216V215H77ZM91 216V217H92ZM242 216V217H241ZM46 217L44 218V220H42L41 221V219H40V221L39 222H37L38 224H41V225H43L42 223L44 222V223H46L47 222V220H45L46 219ZM50 217V216H49ZM71 217V216H70ZM149 217H150V219H149ZM160 217H162L161 219H160ZM168 217V218H167ZM170 217V218H169ZM172 217V218H173ZM179 217H181V216H179ZM192 216H190V217H187L186 215H185V217L183 218L185 221H187L188 223H190V224H192L193 222V220H192V218H191ZM252 217H254V216H252ZM264 217V216H263ZM74 218V217H73ZM72 218V219H73ZM102 218V217H101ZM163 218H165V219H163ZM187 218V219H186ZM242 220H241V219ZM245 218V217H244ZM256 219L258 218L257 216L255 217ZM258 218V219H259ZM43 219V218H42ZM89 219V218H88ZM163 219V220H162ZM182 219V218H181ZM228 219V220H227ZM250 219V220H249ZM255 219V220H256ZM258 219H257V221H258ZM262 219H263V221H262ZM261 219V221H262V224H258L257 222H256V226H255V222L254 223H251V225L252 224H254V225H252V226H255V227H250L251 225H250V223H248L247 222V220L245 221V224H242V228H241V226H240V228L238 229V230H240V231H242L243 232V234L240 232V234H238V235H240L241 237H242V235H244L245 236V233H247L248 232V230H249V233H247V235H250V238H253L254 237V239H256V240H252V241H256V243H254V245H253V247L255 246V245H257L258 246V244L259 245H261L262 247V249H264V244H260V242H264L263 240V238H264V232H263V228H264V218H262ZM75 220V219H74ZM76 220H78V219H76ZM158 220V221H157ZM168 221L167 223L165 222H163L164 223V226H166L165 224H167V226H169V225H171L172 224V226L173 227H169V228H167L166 229V227H164L163 228V225L162 224H156L157 222L158 223H160V221ZM174 220V219H173ZM222 220H224V221H222ZM225 220H227L228 222H226ZM254 220V221H255ZM260 220V219H259ZM184 221V222H185ZM235 221H237V223L235 222ZM183 222V221H182ZM202 222H206V221H204V220H202ZM200 223L199 225H198V228H200V231L201 230H204V229H206V227H204V226H207L208 224H204V223ZM216 222V221H215ZM253 222V221H252ZM100 223H102V222H99V225H100V227L102 226V228H104V230H103V233H107L108 235H110L111 233V236L113 235V234H115L117 231H118V227H117V225L116 226H112V224H107V225H105L106 227H103V225L104 224H100ZM261 223V222H260ZM37 224V225H38ZM84 224V223H83ZM176 224V225H177ZM181 224H182V226H181ZM190 224H188V226L189 227H192ZM203 224H204V226H203ZM95 225H98V223H95ZM115 225V224H114ZM157 225H159V226H157ZM162 225V226H161ZM218 225V227H217V229H215V228H209L208 226H207V229L210 231V234L208 233V230H204V231H206V232H204L203 231V234H204V236H207L208 235V237L210 236L211 238H209V241L210 240H215L214 242H215V244H216V241L218 240L219 241V244L220 243H222V244H225V243H231L233 240L232 239H230V240H232V241H230V240H228L227 238H225V234L227 235V232H229L228 230H226L225 228H224V226H223V230L222 229H219V228H221L222 227V225L221 226H219ZM225 225V224H224ZM230 225H232V226H230ZM244 225H245V227H244ZM259 225V226H258ZM187 226V227H188ZM201 226H203V227H201ZM226 226V225H225ZM229 226V227H228ZM246 226L248 227L247 229H246ZM38 227H39V229H36V230H40V227H42V226H40V225H38ZM45 227H47L46 225H45ZM114 227V228H113ZM159 227H162L161 228V230H157ZM186 227V226H185ZM184 227V228H185ZM44 227H42V229H43ZM112 229V230H109V229ZM181 228V229H180ZM202 228V229H201ZM204 228V229H203ZM254 228H255V230H254ZM108 229V230H107ZM164 229H166L165 231H166V233L163 231ZM170 229H172V231H170ZM186 229V228H185ZM252 229V231H250ZM35 230V231H36ZM44 230H46V229H44ZM167 230H168V232H167ZM199 230V229H198ZM214 230V231H213ZM216 230H219V231H221L220 233L222 234H224V236L223 235H221V236H223V237H217V239H215V237H214V235H216V233H218L219 231H217L216 233H214ZM244 230H247V231H245V233H244ZM80 231V230H79ZM111 231H113V232H111ZM160 231H161V234H159L160 233ZM162 231H163V233L164 234H162ZM191 231V230H190ZM200 231H197V228H196V230H194V231H191V233H192V235H191V237L192 236H195V238H199V234H197L196 232H199L200 233ZM225 231V232H224ZM233 231V230H232ZM254 231V236L252 237V232ZM260 231H262L261 233H263L262 235L259 233ZM37 232V231H36ZM35 232V233H36ZM41 232V231H40ZM44 232V231H43ZM78 234V236H80V232H78V231H76ZM82 232V231H81ZM111 232V233H110ZM158 232V233H157ZM181 232V231H180ZM182 232H183V230H182ZM180 233V235H179V237L181 236H183V233ZM196 234H195V233ZM239 232V231H238ZM237 231H236V233H238ZM38 233V232H37ZM201 233H202V231H201ZM231 233V232H230ZM234 233H235V230H234ZM234 233H232V234H234ZM41 235V233H38L37 235ZM105 235L107 238L109 237L108 235ZM172 234V235H171ZM185 234V233H184ZM188 233H186L185 235L186 236H188L187 235ZM189 234H190V232H189ZM194 234V235H193ZM231 234V235H232ZM242 234V235H241ZM35 235V234H34ZM72 235L74 236V235H76V233H72ZM76 235V236H77ZM149 235H150V238H149ZM184 235V237L181 239L182 240V242L184 243L185 242V244L184 245H188V243H190V242H186V236ZM218 235V234H217ZM228 235H230V234H228ZM228 235L226 236V237H228ZM235 235V234H234ZM232 236V238L234 237H237V239H239L238 238V236L236 235V236ZM36 236V235H35ZM72 236V237H73ZM76 236H75V238H76ZM198 236V237H197ZM203 235H201V237H202ZM239 236V237H240ZM37 237L39 238V236H36V239H37ZM158 237H159V239H158ZM177 237V236H176ZM190 237V238H191ZM213 237H214V239H213ZM32 238V237H31ZM74 238V237H73ZM79 238V237H78ZM110 238V237H109ZM149 238V239H148ZM168 238V239H167ZM172 238V240H170ZM203 238H205V237H203ZM222 238V239H221ZM223 238H224V240H223ZM244 237H242V238H240L238 241H240L241 242V244H243L244 245V247H246L245 249H247V248H249V250L251 249L249 246H251L252 245V242L251 243H247L246 241H245V239H243ZM246 238H247V241H248V236H246ZM34 239V236H33V240H32V242L35 240V242H33V243H35L34 245L36 246V243H38V245L37 246H40V244L42 245V240L40 241V238L39 239ZM42 239V238H41ZM152 239V240H151ZM160 239H161V241H160ZM163 239V240H162ZM167 239V240H166ZM194 239V238H193ZM208 238H206V240H207ZM225 239H226V241H225ZM63 240V239H62ZM76 240H77V238H76ZM75 240V241H76ZM78 240H80V239H78ZM107 240H109V242H112V240H111V238L110 239H107ZM141 240V241H140ZM188 240L189 241H192V239L190 240L189 239V237H188ZM187 240V241H188ZM196 239H194V241H195ZM197 240H200V238L199 239H197ZM250 240V239H249ZM259 240H260V242H259ZM55 241V240H54ZM57 241H59V240H57ZM135 241H137V242H135ZM152 241H154V243L152 244ZM156 241V242H155ZM159 241L160 242H162V241H164L163 243H162V249H160V243H159ZM166 241H170L169 243H167ZM194 241H192V242H194ZM203 241V240H202ZM204 241H205V239H204ZM222 241V242H221ZM236 241V240H235ZM31 242V243H32ZM61 242H63V241H61ZM67 243H68V241H66ZM151 243V245H156V243H158L156 246H159L157 249H155L154 248V246H152L153 247V249L154 250H156V251H154L153 249H152V251H154L155 253L153 254L152 253V251H151V249L150 248H152V247H150V243ZM198 241H195L192 245H190V246H192V248L194 247V249H193V251L192 252H194V250H195V253H193L194 255H193V257L195 256V257H198L197 258V261H198V259L200 260V261H198V263L199 264H201V262H204L205 264H208V263H206V260L204 261V258H203V255H202V258H201V254H198V252L200 251V249H199V245H201L202 243L199 241V243H197ZM224 242V243H223ZM54 242H52V244H51V248H53L54 246V244H53ZM78 243V242H77ZM195 243H197V244H195ZM205 243V242H204ZM203 243V244H204ZM211 242H209V243H207V244H209V248H210V246H211V244H210ZM233 243H234V241H233ZM237 241H236V246H233L232 245V243L230 244L231 246H232V248L233 249H235L234 250V253L233 254H237V253H235V251H237L238 252V247H239V245H238V247H237ZM245 243H247V244H249V246L247 247L246 245H245ZM56 244H58V242L56 243ZM55 244V245H56ZM62 244V243H61ZM60 244V245H61ZM164 244V245H163ZM173 244H175V246H173ZM182 244V243H181ZM207 244H205L203 247H204V251H206L207 252V250H205V247H208L207 246ZM239 244V243H238ZM62 245H66V244H62ZM61 245V246H62ZM71 245V244H70ZM70 245L69 244H67V246H63L62 248H58L59 250H57V249H55V250H57L56 252H58V251H60V252H65V251H61V250H65L67 247L68 248H70ZM79 245V244H78ZM123 245H124V248H123ZM186 245V247H187V250H189V255L191 254L192 255V253H191V251H190V249L192 250V248H190V249H188L190 246H187ZM213 246H214V243L212 244ZM36 246V247H37ZM53 246V247H52ZM57 246V245H56ZM146 246V247H145ZM169 246V247H168ZM183 246V245H182ZM202 246H200L201 248H202ZM216 246V245H215ZM218 246V245H217ZM220 246V245H219ZM224 246V245H223ZM223 246H220V247H218V248H220L221 250H222V248L221 247H223ZM36 247L34 248V249H36ZM72 247V246H71ZM76 247V246H75ZM137 247H139L140 248V250L143 248H146L145 250H141L140 251V254H138L139 252L137 251ZM165 247H167L168 248V250L167 251H169V253H167L166 252V249L167 248H165ZM185 247V246H184ZM252 247V246H251ZM31 248H32V246H31ZM38 248H40L41 249V246L40 247H38ZM67 248V249H68ZM128 248H130L129 250H128ZM172 250H171V249ZM211 248H213L212 246H211ZM224 248H225V246H224ZM227 248H228V246H227ZM227 248H225V249H227ZM258 248H259V246H258ZM34 249H33V252H34ZM67 249H66V251H67ZM91 249H92V247H91ZM150 249V250H149ZM179 250H181L180 248H178ZM225 249H223V250H225ZM233 249L230 251L231 253L230 254H232V251H233ZM242 249V248H241ZM245 249H244V254H245ZM50 250H53L54 252H55V250H54V248L53 249H50ZM113 250H115V251H113ZM131 250V252L129 253V251ZM159 252H158V251ZM162 250V251H161ZM186 250V251H187ZM203 250V249H202ZM217 251H218V249H216ZM215 250V248H213L212 249V251H211V253H212V255L210 254V256H209V254L207 255V253H205L204 254V257L206 256V259H207V256L208 257H211V259H213L214 258V256H215V252L217 253V251ZM222 250V251H223ZM230 250V249H229ZM259 250H260V248H259ZM31 251V250H30ZM30 251H29V253H30ZM37 251H38V249H37ZM37 251H35V252H37ZM90 251L91 250H89V253L87 254L88 256L90 255ZM133 251V252H132ZM150 251V252H149ZM178 251V250H177ZM185 250H183V252H184ZM210 251V250H209ZM215 251V252H214ZM242 251V250H241ZM255 251V250H254ZM258 251V250H257ZM52 251H50V253H51ZM92 252V251H91ZM111 252V253H110ZM149 252V253H148ZM157 252V253H156ZM197 252V253H196ZM221 252V251H220ZM220 252H218V253H220ZM225 252H226V250H225ZM41 253V252H40ZM113 253H115V254H113ZM124 253V254H123ZM127 253H129V255L127 254ZM134 253H135V257H134ZM150 253H152V254H150ZM163 253H165V257L166 258H169L168 260L167 259H163V256H162V254ZM175 253H176V257H178V255H179V257L180 258H175ZM179 253V254H178ZM210 253V252H209ZM217 253V254H218ZM243 253H241L242 254V256H243ZM250 253L252 254V257L254 256V254H253V252H251L250 251ZM257 253V252H256ZM261 253V252H260ZM35 254L36 253H34V257H36L35 256ZM39 254V253H38ZM52 254V253H51ZM111 254V255H110ZM178 254V255H177ZM199 256H198V255ZM203 254V253H202ZM217 254H216V258H217ZM228 254H229V252H227L226 254L224 253V255H227L228 256ZM229 254V255H230ZM240 254V255H241ZM247 254V256H248V254H249V251H248V253H246ZM29 255V254H28ZM27 255V256H28ZM40 255V254H39ZM53 255V254H52ZM87 255H84V257H87ZM116 256V257H112V256ZM128 255V256H127ZM137 255V256H136ZM167 255H168V257H167ZM188 255V254H187ZM214 255V256H213ZM219 255V254H218ZM221 255H223L222 253H221ZM92 256L93 255H90L89 257H87V258H81V259H79V257H74L75 259H73V256L72 257H70V256H68V257H66L65 259H64V262H68V261H70L71 262V260H72V263L73 264H78L79 263V260H81L80 261V263L79 264H81L82 262H84V263H82V264H85V263H87V264H96L95 262H93L92 261ZM143 256L145 257V258H143ZM173 256V257H172ZM29 258H28V260H30L29 262L30 263H32L31 261H34V259H31V257H30V255L28 256ZM33 257V258H34ZM40 257V256H39ZM53 257H55V256H51L49 259L50 260H53L54 258ZM69 257L70 258H72L71 260L69 259ZM120 257V258H119ZM140 258L142 261V263H140L139 261H140V259L138 260L137 258ZM192 257V256H191ZM194 257V259H195V263L194 264H196V258ZM200 257V258H199ZM213 257V258H212ZM226 257V256H225ZM25 258V257H24ZM27 258V257H26ZM43 258V257H42ZM90 260H89V259ZM93 258V259H94ZM96 258V259H97ZM132 258L134 259V260H132ZM161 258V259H160ZM231 258H233L232 260H231ZM258 259L259 261H260V259L258 258V257H255L254 256V259ZM23 259V258H22ZM35 259H37V257L35 258ZM39 260H40V262H44V259H42V261H41V259L40 258H38ZM69 259V260H68ZM84 261H83V260ZM87 259H88V261H90V263L89 262H85V261H87ZM97 259V260H98ZM119 259V260H118ZM188 259H190V258H188ZM209 259V258H208ZM211 259H209V261L211 260ZM221 259H223L222 258V256H220V260ZM226 259V258H225ZM256 259V260H257ZM21 260V259H20ZM20 260L18 261V263L19 264H21L20 263ZM95 260V259H94ZM125 260V261H124ZM130 260H132V261H130ZM186 259H184L183 261H185ZM190 260H192V258L190 259ZM190 260H188V262L190 261ZM202 260V261H201ZM219 260V261H220ZM228 262H227V264H230V260L232 261L231 262V264H238V263H240V264H243L242 262H243V260H244V258H243V260H242V262H241V259L239 260V262H237L236 260L234 261V256H230L228 259ZM256 260H254V261H252V262H254V263H257L258 264V261L256 262ZM22 261V260H21ZM24 261V260H23ZM62 262H63V260H61ZM61 261H58L60 264H62L61 263ZM112 263H111V262ZM213 261V260H212ZM25 262L27 263V261L25 260ZM36 263H39V262H37V260L35 261ZM63 262V264H68L67 262L66 263H64ZM69 262V263H70ZM185 262H187V260L185 261ZM187 262V263H188ZM194 262V261H193ZM193 262H191V264L193 263ZM252 262H250L249 264H252ZM261 262V261H260ZM259 262V263H260ZM23 263V262H22ZM26 263H24V264H26ZM72 263H70V264H72ZM203 263V264H204ZM253 263V264H254ZM33 264H35V263H33ZM41 264V263H40ZM117 264H119V263H117ZM180 264H182V263H180ZM185 264V263H184ZM190 264V263H189ZM211 264V263H210ZM248 264V263H247Z\"/></svg>","mask_w":264,"mask_h":264}]
</instances>
